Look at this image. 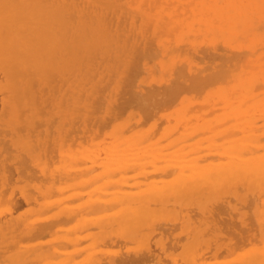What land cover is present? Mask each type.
I'll return each instance as SVG.
<instances>
[{"label":"rangeland","instance_id":"rangeland-1","mask_svg":"<svg viewBox=\"0 0 264 264\" xmlns=\"http://www.w3.org/2000/svg\"><path fill=\"white\" fill-rule=\"evenodd\" d=\"M98 1V2H97ZM118 1V2H117ZM124 1L127 3V2H129V3H127L128 5H126V3L124 4ZM223 1V2H222ZM227 0H193V1H190V0H178V1H170V3H172L173 2V4H170L168 1H161V2H163V4L161 3L160 4V6H156L155 8H153L152 7V5H150V4H145V6H143V5H140L139 4V2L138 1H133L135 4H133V2L132 1H126V0H113V1H109L110 2V4H109V9H110V11H113L114 12V9L116 8V6H117V10H115V11H117V13L115 14V12H114V14H115V16H114V14H113V12H111L110 14H112V15H110V19L112 20V21H110V26H111V30H113V32H115L113 35H114V39H116V40H114L115 42H114V44L116 45V44H120V40H122V41H124V40H126L127 38L129 39L131 36H130V34H128V33H131V35H132V37H131V39L132 40H126V41H124V43L123 42H121L122 44H120L121 46L119 47V46H117L116 45V47H114L115 45L113 44V47L115 48H112L114 51H111V54L114 56V59L116 60H114V63H113V56L110 54V57L112 58L111 59V61H108L109 63H107V66H108V71L106 70V68H104V66H105V63L103 62V64L101 65V63L100 64H96V69H99L100 67H102V72H101V74L99 73V71H101V69L99 70V71H97L98 72V74L99 75H97L98 77H96V80L94 79V81L95 82H93L94 84H92L93 86L91 87L90 85H91V83H92V81L93 80H91V81H88V80H86L85 78V81H84V83L82 82L83 80V77L80 79V81H79V86L78 85H76V86H74L75 87V89L78 91V94L79 95H77V97H79L80 98V100H78L79 98H76V96L73 98V99H71V97H69V95H68V97H67V95H64L67 99H65V97H64V99H63V95H58V93L56 94V92H52V94L55 96V99H54V103L53 104H51L52 105V107H51V105H50V103L52 102L51 100H53V98H54V96H52L51 97V93L49 94V98L48 97H46V99H48L46 102H45V104L44 103H41L42 105H41V107L43 106L45 109H46V112H44V113H42V111L44 110V108H41L40 107V103H38L39 104V107L40 108H38V105H37V111L36 112H34V114L36 113V115H38L39 113H40V110H41V113L45 116H43L42 114H39V116L40 117H38V116H36V115H33V113L32 114H29L28 113V116L30 115V116H34V118H35V116H36V119H34L33 121H32V123H29V131H27L28 130V127L27 128H24V126H28L26 123V120H25V118H27V116L25 117V118H21L24 114H22V113H20L21 115H20V118H19V120H18V117L16 118L15 116H6V115H2L3 113H2V106H0L1 107V111H0V116H2L1 118H0V124H3V125H0V133H1V135H0V158H1V162H0V172H1V167H4V169L2 170V175L4 176V177H2V175L0 174V193H1V196H0V226L2 227V225H3V223H4V225H5V223H6V225L4 226L3 225V227H6V229H4V233H3V231H1L2 229H3V227H2V229H1V227H0V232L2 233H0V264H47L48 262L47 261H49L50 263L49 264H59V262H61L62 260V262L61 263H63L64 262V260L65 259H63V258H66V256H67V263L66 262H64V264H68V263H70V262H72L74 259V261L72 262V263H74V264H78V263H80L81 264V260H83V264L85 263V264H87V263H89L90 261H92L91 259L92 258H94V259H96V260H94L93 259V262H92V264H123V263H125V264H233V263H235V261L237 262V260H238V258H239V260L241 261V254L243 255V253H244V255L246 254V253H248V254H250L249 253V251H251L252 253H251V257L249 256L248 257V259L249 258H254V256H256V255H258L257 253V251H256V249L258 250H260V253H261V256H262V254H263V250L262 249H264V222H263V217H264V185H261V186H258L257 184H259V183H261L262 184V181L261 182H258L257 184H256V182H255V185H251V183H249V184H247L248 182H250L249 180L247 181V178H244V177H239V178H232V177H229V179L227 180H223V181H218V184L216 185L215 183H211V184H208V183H210V182H208L207 180H202V181H205V183L204 184H200V183H202V181L200 182V183H198V181H197V183L198 184H200L201 185V187L199 188V189H197V190H194V188L192 189L191 188V190L192 191H184L185 193H181V195H179V194H177V192H175L174 193V187L175 186H177L176 185V182L177 183H179L180 184V182L181 181H179V180H181V179H183V177H186L185 175H187V177H190V175L191 174H188L189 172H191V170H194L193 171V174L194 175H196V177H193L192 175H191V178L193 177V180H195L194 178H199V181H200V177L198 176L197 177V173L200 171V170H202V171H205V170H207L205 167H207V168H209L208 166H205V165H207L205 162H208V160H209V163H208V165L210 166L212 163H213V165H218L219 163H229V162H231V160H233V159H231V156H229L228 157V155L227 156H224V154H220V152L219 151H221V153H223L222 151H226L225 149H227V148H229V144L231 143H233V141H234V143H237V141H238V143H242V145H245V147L246 148H250L251 147V145H253V143L251 142L252 141V139L254 138L255 139V141H254V147H251V149L252 150H254V151H252V150H250V151H245V154H244V152L242 153V154H240V156H243L244 158H245V160H247V159H249L250 157H264V153H262V151L264 152V145L263 144H261V143H264L263 141H264V114H263V112H264V88H260L259 90H260V92L258 91V90H255V87H256V89H258V87H262V86H264V65L262 66V64L264 63V62H262V61H264L263 59L261 60V58L262 57H264V25H263V22H264V20H259V19H255L254 21H251V22H253V23H255L256 24V26L254 27V29H252V30H249L248 32H245V34L244 35H240V33L239 32H236V31H240V27H236V25H238L241 21L239 20L240 19V17L241 16H237L238 14H234L235 12H233V10L232 11H229V10H231L232 8L229 6V3L231 2L230 0H228L227 2H226ZM240 1H242V0H240ZM250 1H252V0H250ZM250 1H243V3H245V4H248V3H251ZM254 1H257V0H254ZM78 2H82V1H78ZM83 2H85V3H88V2H94V4H95V9H99V8H101L102 7V5L104 4L103 3V1L102 0H92V1H83ZM138 2V3H137ZM116 3H118V4H116ZM215 3V4H214ZM113 4V5H112ZM114 4H116V5H114ZM119 4H121V5H119ZM185 4H187V5H185ZM190 4V5H189ZM217 4V5H216ZM252 4V3H251ZM96 5H97V7H96ZM221 5V6H220ZM112 6H114V7H112ZM128 6V7H127ZM150 6V7H149ZM187 6V7H186ZM213 6H217V8H221L222 7V10L226 7V9H228V11H229V15H227V16H229V17H233V19L232 20H227V21H219V20H217V19H215V18H213V16L212 17H209L208 19L210 20V19H213V21H211V23L209 22V23H202L203 22V20H204V15H205V13H208V10L210 9V8H212ZM112 7V8H111ZM123 7V8H122ZM137 7V8H136ZM147 7H149V8H147ZM122 8V9H121ZM141 8H142V10H141ZM149 9V10H147V9ZM153 8V9H152ZM161 8V9H160ZM168 8V9H167ZM170 8V9H169ZM197 8V9H196ZM201 8V9H200ZM118 9H120L119 11H118ZM127 9V10H126ZM137 9V10H136ZM151 9H152V11L153 12H149V11H151ZM165 9V10H164ZM166 9H167V11H166ZM196 9V10H195ZM252 9H253V7H252ZM133 10V11H132ZM136 10V11H135ZM168 10H169V12H168ZM125 13H124V12ZM128 11H130V13L132 12V15L131 14H129L128 13ZM135 11V13L136 14H138V16H137V18L135 17L136 16V14L135 13H133ZM146 11H148L147 12V14L146 15H148V16H150L152 19H163V21H167V22H169V21H171V20H173V21H176L177 23H179L180 24V22H181V26L179 25L178 26V32L176 33V31L174 32V33H170V34H173L172 36H170L169 34L168 35H166V34H164V35H166V36H163L162 37V35L163 34H153V33H151V31L149 32L148 30H146L145 28H147V29H150V28H148V26H146V24H144L143 22H142V16L144 17V13H146ZM156 11V12H155ZM225 11V10H224ZM157 12H158V14L159 15H157ZM162 12V13H161ZM164 12H166V14L164 13ZM205 12V13H204ZM121 13L123 14V15H121ZM117 14H119L118 16L119 17H117ZM127 14V15H126ZM134 14V15H133ZM169 14V15H168ZM175 14L176 15H180V16H175ZM204 14V15H203ZM164 15V16H163ZM189 15V16H188ZM198 15V16H197ZM232 15V16H231ZM113 16V17H112ZM123 16V17H122ZM133 16V17H132ZM167 16V17H166ZM122 17V18H121ZM128 17H129V19H128ZM139 17V18H138ZM165 17L167 18V19H165ZM180 17V18H179ZM113 18V19H112ZM119 18V19H118ZM127 18V19H126ZM131 18V19H130ZM133 18H135V19H133ZM170 18H171V20H170ZM176 18L178 19L179 18V20H176ZM196 18V19H195ZM116 21H115V20ZM122 19H124V22H125V25L123 24L122 25V23H123V20ZM202 19V20H201ZM120 20H122L121 22H120ZM184 21V22H182V21ZM200 20V21H199ZM115 21V23H114V25H113V22ZM134 21V22H133ZM140 21H141V23H140ZM198 21H199V23H198ZM219 23H217V22ZM112 22V23H111ZM186 22H187V24H186ZM190 22V23H189ZM193 24H192V23ZM213 22V23H212ZM214 22H216V23H214ZM226 22V23H225ZM231 22V23H230ZM120 23V24H119ZM137 23H139L138 25H137ZM185 23V24H184ZM197 23V24H196ZM116 24H118V25H116ZM133 24H135V25H133ZM141 24V25H140ZM202 24V25H201ZM226 24H227V26H226ZM121 25V26H120ZM128 25V26H127ZM140 25V26H139ZM183 25H185V27L183 26ZM191 25V26H190ZM196 27H195V26ZM198 25V26H197ZM221 25H224V26H226L227 28H225L224 26H221ZM112 26H114V28L112 29ZM120 27V28H122V29H124L123 31H122V29H120V28H118L117 30H115L116 29V27ZM124 26H125V28H124ZM187 26V27H186ZM205 26V27H204ZM219 26H220V28H219ZM137 27H142L140 30H139V28L137 29ZM225 28V29H222V28ZM232 28V29H230V28ZM131 28H132V30H131ZM143 28L145 29L144 30V33H143ZM195 28H196V30L197 31H195ZM217 28H219V29H217ZM229 28V29H228ZM120 29V30H119ZM185 29H186V31H185ZM187 29H189V30H187ZM117 31H119L118 33H117ZM133 31V32H132ZM146 31H147V33H146ZM212 31V32H211ZM231 31L232 32H234V33H231ZM140 32V33H139ZM201 32V33H200ZM127 33V34H126ZM133 33V34H132ZM136 33H138V34H136ZM143 33V34H142ZM149 33H150V36H151V41H152V39L154 40V38L156 37V40H154V41H148V40H150L149 38H150V36H149ZM194 33V34H193ZM118 34H119V37L121 38H119L118 37ZM120 34H121V36H120ZM134 34H135V38H134ZM140 34H142V35H140ZM147 34V35H146ZM190 34V35H189ZM201 34V35H200ZM221 34V35H220ZM124 37H123V36ZM127 35H129V36H127ZM143 35H146V36H144L143 37ZM156 35V36H155ZM176 35H177V37H176ZM181 35H182V37H181ZM206 35H207V37H206ZM147 36H149V38L147 37ZM158 36V37H157ZM169 36H170V38H169ZM127 37V38H126ZM139 37H140V39H139ZM174 37H175V39H174ZM180 37V38H179ZM249 37V38H248ZM126 38V39H125ZM147 38V39H146ZM161 38V39H160ZM176 38H179V39H176ZM191 38H193V39H191ZM210 38V39H209ZM225 38V39H224ZM124 39V40H123ZM138 39H139V41H138ZM145 39V40H144ZM160 39V40H159ZM169 39V40H168ZM172 39V40H171ZM200 39V40H199ZM207 39V40H206ZM220 40V41H218V40ZM249 39H250V41H249ZM119 42H118V41ZM145 42H144V41ZM177 40V41H176ZM205 40V41H204ZM226 40V41H225ZM230 40V41H229ZM248 40V41H247ZM118 43H117V42ZM130 41V45L129 44H127L128 42ZM134 41V42H133ZM137 41V42H136ZM141 41H142V44L144 45H141V46H138V47H141V51L142 52H139V50H140V48H138L137 47V45H140L141 44ZM147 41V42H146ZM172 41H174V42H172ZM204 41V42H203ZM223 41V42H222ZM237 41V42H236ZM247 41V42H246ZM149 42V43H148ZM150 42H151V44L153 45V46H151V44H150ZM160 42V43H159ZM162 42V43H161ZM167 42V43H166ZM182 42V43H181ZM187 42V43H186ZM192 42V43H191ZM201 42V43H200ZM216 42V43H215ZM226 42V43H225ZM236 42V43H235ZM204 43V44H203ZM221 43V44H220ZM225 43V44H224ZM228 43V44H227ZM259 43H260V45H259ZM123 44H124V46L126 45V47L124 48V49H126L127 47L130 49V52H132V53H130L129 52V49L127 50H125L126 51V53L128 54V55H130V57H128L127 58V54H122V53H124V49L122 48V46H123ZM131 44H132V46H131ZM134 44V45H133ZM164 44V45H163ZM174 44H176V47L177 48H175V45ZM212 44V45H211ZM247 44V45H246ZM249 44V45H248ZM156 45V46H155ZM163 45V46H162ZM167 45V46H166ZM169 45H171V46H169ZM178 45H180L181 47L180 48H178L179 46ZM183 45V46H182ZM191 45H192V47H191ZM196 45H197V47H196ZM199 45V46H198ZM203 45V46H202ZM211 45V46H210ZM225 47H224V46ZM231 45V46H230ZM237 45V46H236ZM258 47H257V46ZM123 46V47H124ZM129 46H131V47H133V48H135V49H133V48H131V47H129ZM150 46V48H148ZM186 46V49L184 48ZM188 46V47H187ZM190 46V47H189ZM207 48H206V47ZM216 46V47H215ZM220 48H219V47ZM229 46V47H228ZM239 46V47H238ZM261 46V47H260ZM142 47H144L143 49H142ZM154 47H158V49L157 48H155V50H157V51H155L154 50ZM160 47V48H159ZM164 47H166V48H164ZM172 47H174V48H172ZM209 47H211L210 48V50L208 49ZM214 47H215V49H214ZM218 47V48H217ZM242 47V48H241ZM247 47V48H246ZM119 48H122L123 50H122V52H121V50H120V52H119ZM152 48H153V50H152ZM163 48V49H162ZM169 48V49H168ZM170 48H172V50L170 49ZM187 48H188V50H187ZM194 48V49H193ZM203 48H206L207 50H205V53L207 52V54H204L203 52H204V49ZM225 48H227V49H225ZM231 48V49H230ZM244 48H246V49H244ZM259 48V49H258ZM116 49H118L117 51H116ZM131 49H133V50H131ZM139 49V50H138ZM147 49H149V50H147ZM151 49V50H150ZM190 49V50H189ZM198 49V50H197ZM200 49H202L201 51H200ZM214 51H213V50ZM220 49V50H219ZM250 49V50H249ZM138 51V52H133V51ZM144 50V51H143ZM145 50H147V52L145 51ZM160 50V51H159ZM166 50V51H165ZM177 50V51H176ZM179 50V51H178ZM186 50V51H185ZM212 50V51H211ZM218 50V51H217ZM231 50V51H230ZM242 50V51H241ZM151 51V52H150ZM153 51V52H152ZM155 51V52H154ZM164 51V52H163ZM190 51H192V52H190ZM193 51H196L195 53L193 52ZM216 51V52H215ZM228 51H230V52H228ZM250 52L251 54H253V55H255V56H251V54L250 53H244V52ZM256 51V52H255ZM113 52H116V54L118 55V57H116L117 55L115 54V53H113ZM144 52V53H143ZM148 52H149V55H150V53L152 54V56L150 55L149 56V58H147L146 59V57L145 58H143L145 55V53H147L148 54ZM176 52V53H175ZM186 52V53H185ZM188 52V53H187ZM199 52V53H198ZM212 52V53H211ZM213 52L215 53V54H213ZM218 52H219V54H220V52H221V56L223 55H225L223 58L221 57V56H218L219 54H218ZM234 52H240V54H242V52L244 53V54H247V55H249L250 54V56L248 57V56H246L245 55V59H246V57H248V60H250L249 62H248V60H246L247 62H244V63H242V62H237V61H232L231 60V54H233ZM130 53V54H129ZM138 53V54H137ZM143 53V54H142ZM170 53H172V54H170ZM175 53V54H174ZM182 53V54H181ZM185 53V54H184ZM192 53L193 54H195V55H192ZM198 53V54H197ZM209 53V54H208ZM226 53H228V54H226ZM259 53H261V54H259ZM134 54V55H133ZM136 54H137V56L138 55H143V60H142V58H141V55H140V57L138 56V59H137V57H136ZM153 54H155L154 56H153ZM158 56H157V55ZM165 54V55H164ZM184 54V55H183ZM189 54H191V56L189 55ZM201 54V55H200ZM217 54V55H216ZM237 54H239V53H237ZM263 54V55H262ZM121 55H122V58L124 59V63L123 62H117V61H119L120 60V57H121ZM168 55H170V56H168ZM226 55H227V59L228 60H226V62L225 63H227V64H225L226 66V68H229V71L228 70H226V69H222L221 67H223L224 68V58L226 57ZM234 55H235V53H234ZM259 55V56H258ZM166 56V57H165ZM172 56V57H171ZM178 56V57H177ZM185 57V58H183V57ZM194 56V57H193ZM197 56V57H196ZM202 56H204V57H202ZM230 56V57H229ZM236 56V55H235ZM118 59H116V58ZM132 57V58H131ZM191 57V58H190ZM199 57H200V60L203 58V62L205 63V65H204V63H202V62H200V60H199ZM202 57V58H201ZM252 57V59H250ZM125 58H126V60L128 59H132L133 61H132V63L133 62H135V63H133V64H135L134 66H132V65H130V64H127V63H125ZM133 58H136V60L137 61H135V59H133ZM154 58V59H153ZM163 58H165V59H163ZM169 58H170V60H169ZM179 58V59H178ZM183 58V59H182ZM186 58H190L188 61H187V59ZM198 58V59H197ZM222 58V60H220ZM254 58V59H253ZM257 60H256V59ZM168 59V60H167ZM182 59V60H181ZM191 59H193V60H191ZM230 59V60H229ZM260 59V60H259ZM110 60V59H109ZM150 60H151V62H150ZM165 60V61H164ZM167 60V61H166ZM205 60V61H204ZM208 60L210 61V62H208ZM215 60V61H214ZM253 60V61H252ZM256 60V61H255ZM259 60V61H258ZM98 61H101L100 60V58L98 59ZM97 61V62H98ZM121 61H122V59H121ZM142 61V62H141ZM192 61H194V62H192ZM197 61V62H196ZM214 63H213V62ZM220 61V62H219ZM222 61H223V63H222ZM229 61V62H228ZM230 61H231V63H230ZM243 61V60H242ZM258 61V62H257ZM110 62H111V64H110ZM137 62H139V63H137ZM176 62V63H175ZM182 62H183V64H182ZM200 62V63H199ZM207 62V63H206ZM252 62H255L256 63V67H260V66H258V65H261V67H260V69L257 71L256 69V67L255 68H253L254 66H251L252 64ZM118 63V64H117ZM123 63V64H122ZM141 63V64H140ZM164 63L166 64V65H164ZM186 63V64H185ZM191 63V64H190ZM211 63V64H210ZM212 63H213V65H212ZM216 63V64H215ZM219 63H222V66L221 65H219ZM235 63V64H234ZM237 63L239 64V65H237ZM246 63H248V65L246 64ZM249 63H250V65H249ZM254 63V64H255ZM257 63H259V64H257ZM125 64V65H124ZM139 65V66H136V65ZM178 66H177V65ZM185 64V65H184ZM195 64V65H194ZM198 64V65H197ZM207 64L209 65L208 67H206L207 66ZM217 64L219 65V66H217ZM230 64H234L235 66H233V68H231V66L232 65H230ZM241 64V65H240ZM247 65V66H245L244 67V65ZM253 64V65H254ZM99 65H100V67H99ZM104 65V66H103ZM125 67H124V66ZM152 65V66H151ZM174 65V66H173ZM180 65V66H179ZM181 65H183L182 66V69H183V67L184 66H186V67H184V69H185V73H184V75H185V78H184V81L183 82H185L186 80H188V83H190L191 82V80L189 79L190 77H191V75L193 74H195V73H199V70H201L202 69V67H204V69L202 70V72H200V73H202V75L203 76H209V75H213V74H215V73H225V79H224V81H226V80H229L228 81V83L227 82H225V84L227 83V85H229V87L226 85V87H225V84H223L224 82H223V80H221V81H219L218 83H217V85H218V87H217V85L215 84V83H213V84H211V85H213V86H210V84L209 85H207V88L205 87V89H206V92H204V89H199V90H196V92H194L193 90H192V92L190 91H186L185 93H181L180 94V97H178V99H177V101L175 100L172 104V106H170V105H167L166 107L165 106H163V108L161 107V109H163V110H161V109H159V108H157L156 107V104L154 103V102H152V100H151V98L149 97V95L148 94H150V93H148L149 92V90H152L153 91V89H155V90H158L159 91V93H161V91H165L166 92V90H168V88H170L171 86L170 85H173L174 83H173V81H175L176 80V78H177V75H178V71L180 72L181 70V68L180 69H177V68H179V67H181ZM111 66H113L112 68H111ZM122 66V67H121ZM131 66H132V68H131ZM196 66V67H195ZM238 66H239V70H237L238 69ZM248 66H250V67H248ZM134 67V68H133ZM194 67V68H193ZM198 67H199V69H198ZM212 67V68H211ZM217 67H218V69H217ZM235 67H237L236 68V70L237 71H232L233 69H235ZM243 67V68H242ZM247 67H248V69H249V71H250V69H251V73L248 71V69H247ZM128 68V69H127ZM131 68V69H130ZM170 68V69H169ZM187 68V69H186ZM190 68V69H189ZM196 68V69H195ZM213 70V73H212V70ZM244 68H246L247 69V71H248V73H247V71H246V69H244ZM104 69V70H103ZM111 69V70H110ZM125 69H127V71L125 70ZM175 69V70H174ZM198 69V70H197ZM232 69V70H231ZM253 69H255V71L253 70ZM106 70V71H105ZM133 70V71H132ZM173 70V71H172ZM178 70V71H177ZM190 70H192V71H190ZM195 70V71H194ZM216 70H218V71H216ZM226 70V71H225ZM245 72H244V71ZM106 73H105V72ZM129 71H131L130 73H129ZM177 71V72H176ZM194 71V72H193ZM215 71V72H214ZM228 71V72H227ZM241 72L240 73V76H236V78L234 77V75L237 73V74H239V72ZM254 71V72H253ZM97 72H96V74H97ZM127 72V73H126ZM164 72H166V73H164ZM168 72H170L169 74H168ZM176 72V73H175ZM184 72V71H183ZM205 72V73H204ZM243 72H244V76H242L243 75ZM261 72V73H260ZM138 73V74H137ZM181 74H183L182 72H180ZM188 75H187V74ZM199 73V74H200ZM227 73H229L228 75L230 76V78H231V81L232 82H230V78H229V76L227 77L226 76V74ZM234 73V74H233ZM250 73V74H249ZM255 73V74H254ZM104 74V75H103ZM110 74V75H109ZM129 74V75H128ZM191 74V75H190ZM198 74V75H199ZM232 74V75H231ZM248 74H249V77H247L248 76ZM260 74V75H259ZM263 74V75H262ZM102 75L104 76V77H102ZM180 75V74H179ZM179 75H178V77H179ZM183 75V76H184ZM196 75V74H195ZM201 75V74H200ZM199 75V76H200ZM247 75V76H246ZM113 76V77H112ZM160 76V77H159ZM189 77V78H187V77ZM232 76V77H231ZM110 77V78H109ZM123 77V78H122ZM129 77H131V78H129ZM135 78V79H133V78ZM100 78L103 80V78H104V80L105 81H103L102 82V80H101V82L99 83V81H100ZM105 78H107V79H105ZM192 78V77H191ZM229 78V79H228ZM255 78V79H254ZM109 79H111V81L109 80ZM113 79V80H112ZM127 80V82H126V80ZM171 79V80H170ZM233 79V80H232ZM234 79L236 80V82L234 81ZM238 79V80H237ZM252 79V80H251ZM82 80V81H81ZM107 80H108V82H109V84H107L108 82H107ZM177 80H183V78L182 79H179V78H177ZM249 80V81H248ZM259 80V81H258ZM261 80V81H260ZM124 81H125V83H124ZM234 81V82H233ZM238 81V82H237ZM240 81V82H239ZM49 82H52V81H49ZM89 82L90 83V85L89 84H87V83ZM119 82V83H118ZM129 82V84H128V86H126L127 85V83ZM135 82V83H134ZM230 82V83H229ZM242 82V83H241ZM259 82V83H258ZM0 83H3V80H2V78H0ZM81 83H83V84H81ZM96 83V84H95ZM162 83V84H161ZM238 83V84H237ZM245 83V84H244ZM247 83V84H246ZM257 83V84H256ZM81 84V85H80ZM87 84V85H86ZM111 84V85H110ZM215 84V85H214ZM244 84V85H243ZM251 84V85H250ZM84 85H86V86H84ZM95 85H96V88H95ZM99 85V86H98ZM104 85H106V86H108V87H106L105 88V86ZM133 87H136V88H132V86ZM159 85V86H158ZM237 85V86H236ZM247 85H249V86H247ZM256 85V86H255ZM259 85V86H258ZM79 88H78V87ZM89 86H90V88H89ZM98 86V87H97ZM118 86V87H117ZM168 88H167V87ZM210 86V87H209ZM230 86H232V87H230ZM233 86H236V87H233ZM251 86V87H250ZM254 86V87H253ZM258 86V87H257ZM37 87H39V86H36V88ZM77 87V88H76ZM94 87V88H93ZM110 87V90H107L108 88ZM123 87H125L124 89H123ZM140 87V88H139ZM151 87V88H150ZM249 89H251V90H253V91H251V90H249ZM84 88V89H83ZM88 88V92L86 91V89ZM127 88H128V90H127ZM130 88H132V89H130ZM210 88H211V90H210ZM223 88V89H222ZM244 88V89H243ZM67 90L69 89V87H67L66 88ZM101 89H102V92H101ZM106 89V90H105ZM129 89H130V91H129ZM163 89V90H162ZM236 89H238L237 91H234V90H236ZM82 90H84V92H85V94H84V92L82 93ZM93 90H95V93H97V94H94V91ZM104 90L106 91V92H104ZM123 90V91H122ZM132 90H134V91H132ZM219 90H221L222 91V93H221V91H219ZM227 90V91H226ZM132 91V92H131ZM200 91H203L202 93H200ZM218 91V92H217ZM234 91V92H233ZM250 91L253 93V94H251L250 93ZM100 92V93H99ZM146 92V93H145ZM151 92V91H150ZM164 92V93H165ZM233 94H232V93ZM244 92V93H243ZM248 92V93H247ZM66 93H68V92H66ZM70 93V92H69ZM91 93V94H90ZM93 93V94H92ZM105 93V94H104ZM109 93V94H108ZM113 93V94H112ZM118 93V94H117ZM131 93V94H130ZM230 93V94H229ZM234 93H235V95H234ZM238 93V94H237ZM84 94V97L82 96ZM102 94V95H101ZM109 95V96H107V95ZM130 94V95H129ZM201 94V95H200ZM242 94V95H241ZM245 94V95H244ZM249 94H251V96L249 95ZM257 94V96H255ZM262 95V96H259V95ZM88 95V96H87ZM90 95L93 97H91V100L89 99V97H90ZM105 95V96H104ZM118 95V96H117ZM134 96L135 95V97H137V99L135 98V101H134V97H132V96ZM161 95V94H160ZM162 97L163 98H165L164 96V94H163V92H162ZM239 95V96H238ZM61 97L62 99H60L59 97ZM71 96V95H70ZM87 96V97H86ZM101 96V97H100ZM132 97V98H130V97ZM233 96V97H232ZM236 96H238V98L236 97ZM242 97L241 99L239 98V97ZM253 96L255 97V98H253ZM56 97L57 98H59V99H56ZM123 97V98H122ZM190 97L192 98V100L190 101ZM198 97H200V98H198ZM230 97L232 98V99H230ZM237 98V99H235V98ZM263 98V99H261V100H259V98ZM50 98H51V100H50ZM82 98V99H81ZM83 98H84V100H83ZM88 100H90V103L88 102V101H85L86 99ZM119 98H120V100H119ZM139 98V99H138ZM141 98V99H140ZM217 98V99H216ZM225 98H226V100H225ZM248 98H250V99H252L251 100V105H250V103L248 102V101H250ZM0 99H1V95H0ZM45 99V100H46ZM69 99V102L67 101ZM72 101H71V100ZM126 99V100H125ZM142 99H144V101H145V103H147L148 104V106L149 107H146V109H147V111L149 112V110L150 109H152L151 111H153L152 113L153 114H151L150 113V115H149V113L147 114L145 111H143V110H141V107H142V109H143V106H142V104H143V100ZM195 99V100H194ZM200 101H199V100ZM212 99H213V101H212ZM215 99H216V101H215ZM219 99V100H218ZM234 99V100H233ZM240 99V100H239ZM244 99H246V101L245 102H248V103H246V105L245 106H243L244 105ZM256 99H258V100H256ZM55 100H57L56 102H58L57 104H55L56 102H55ZM62 100V101H61ZM64 100H66V104H67V102L68 103H70L71 105L70 106H68L69 104H64V105H62L63 104V102H64ZM75 100V101H74ZM101 102H100V101ZM131 100V101H130ZM139 100V101H138ZM188 100L190 101V102H193V104L191 103V106H189L190 105V102H188ZM228 100H231V101H228ZM237 100V101H236ZM254 100H256V101H254ZM50 101V102H49ZM61 101V102H60ZM74 101V102H73ZM93 101V102H92ZM100 102V103H97V102ZM122 103H121V102ZM124 101V102H123ZM136 101H138V103H136ZM142 101V102H141ZM187 101V102H186ZM195 101V102H194ZM205 101L208 103V105H206V104H204L205 103ZM219 103H218V102ZM49 102V103H48ZM227 102V103H226ZM241 102H242V104H241ZM0 103H1V100H0ZM76 104V106H74L75 104ZM120 103V104H119ZM149 103H151V104H149ZM203 103V104H202ZM223 103H226V104H223ZM49 104V105H48ZM87 104V105H86ZM138 104V105H137ZM198 104H201L200 106L202 107L203 105H205V107L206 108H208V106H211V107H214V109L216 110V111H214V113H213V115L211 114V115H205V114H210V112L212 111L213 112V109L211 108V107H209V109H204L203 107H202V110H200L199 111V105ZM210 104H213V105H210ZM216 104V105H215ZM217 104H220L219 106L221 107V105L223 104V106H224V108H223V110H219L220 109V107H217L218 105ZM1 105V104H0ZM48 105V106H47ZM54 105V106H53ZM65 105L69 108V107H71L70 109H68L67 107H66V110L63 108V111L66 113H64L63 111H61L62 110V108L61 107H65ZM197 105V107H195ZM236 105V106H235ZM250 105V106H249ZM61 106V107H60ZM112 106V107H111ZM118 106V107H117ZM168 106H170V107H168ZM188 106V107H187ZM193 106L195 107V109H194V111H196V112H194L193 110H192V112H191V107L193 108ZM222 106V107H223ZM234 106V107H233ZM240 106V107H239ZM248 106V107H247ZM47 107V108H46ZM51 107V108H50ZM74 107H76V108H74ZM82 109H80V108ZM99 107V108H98ZM100 107H102L101 109H100ZM134 107H135V109H134ZM152 107V108H151ZM156 107V108H155ZM182 107L184 108V110L182 109ZM221 107V108H222ZM232 107V108H231ZM260 107V108H259ZM51 109L52 111V113H50V110L49 109ZM54 108H55V110H54ZM148 108H149V110H148ZM155 108V109H154ZM179 110H178V109ZM181 108V109H180ZM211 108V109H210ZM230 108V109H229ZM239 108V109H238ZM48 109V110H47ZM79 109L81 110V111H79ZM175 109V110H174ZM204 109V110H203ZM233 109V110H232ZM70 110V111H69ZM75 110V111H74ZM95 110V111H94ZM97 110H99L98 112L99 113H97ZM156 110V111H155ZM208 110V111H207ZM224 110H225V112H224ZM228 110V111H227ZM237 110V111H236ZM240 110V111H239ZM250 110V111H249ZM47 111H48V114H50L51 115V117H50V115H49V117L51 118H48V117H46V116H48L46 113H47ZM57 111V113H56V115L53 117L52 116V114H53V112H56ZM130 111V112H129ZM186 111V112H185ZM188 111H190L191 112V114H192V116H191V114H189V112ZM203 111V112H202ZM205 111V112H204ZM221 111V112H220ZM222 111H223V113H222ZM58 112H60V113H58ZM80 112H81V115H80ZM101 112V113H100ZM154 112H155V114H154ZM185 112V113H184ZM203 114H202V113ZM235 112H239V114H237V115H235ZM243 112H244V114H243ZM248 112V113H247ZM250 112H251V114H250ZM2 113V114H1ZM38 113V114H37ZM69 113V116L67 115ZM72 113V114H71ZM74 113H75V115H74ZM79 113V114H78ZM89 113V114H88ZM130 113H132V115L130 114ZM133 113H134V117H132L133 116ZM157 113V114H156ZM166 113V114H165ZM179 113H181V114H183L182 116H181V114H179ZM186 113H188V114H186ZM220 113V114H219ZM241 113L243 114V115H241ZM259 113V114H258ZM60 114H61V116H60ZM71 114V115H70ZM96 114V115H95ZM145 114V115H144ZM216 114V115H215ZM226 114V115H225ZM235 115V117H234V119L233 120H231V121H233V122H231V121H229L230 123H228V120L229 119H232L233 118V116ZM59 117H58V116ZM149 115V116H148ZM153 115V116H152ZM168 115V116H167ZM171 115V116H170ZM176 115H178V118L176 117ZM180 115V116H179ZM198 115H200V117L198 116ZM215 115V116H214ZM230 115V117H228ZM25 116V115H24ZM43 118H42V117ZM78 116V117H77ZM79 116H81V117H79ZM106 116H108V117H106ZM120 116V117H119ZM183 116H187V117H192V119H194V120H192V119H189V118H187L186 119V117H185V119H184V117ZM211 116H213L212 118H211ZM222 116H223V118H222ZM227 116V117H226ZM250 116V117H249ZM3 117H5L4 119H2ZM10 117V118H9ZM12 117V118H11ZM69 117V118H68ZM89 117V118H88ZM111 117H112V119H111ZM116 117V119H114ZM140 117V118H139ZM167 117V118H166ZM181 117V119H179ZM183 117V118H182ZM199 117V119H197V118ZM207 118V120H206V118ZM210 119H209V118ZM248 117V118H247ZM263 117V118H262ZM14 118V119H13ZM30 118V117H29ZM42 118V122L40 121V123H38L36 120H38V119H41ZM60 118H63V119H60ZM76 120H79V121H76ZM79 118V119H78ZM93 118V119H92ZM111 120H110V119ZM177 118V119H176ZM205 118V119H204ZM222 120H221V119ZM228 120H227V119ZM238 118V119H237ZM247 118V119H246ZM259 118V119H258ZM10 119V120H9ZM50 119V120H49ZM52 119L54 120H57V121H52ZM59 119L61 120V121H59ZM131 119V120H130ZM153 119V120H152ZM212 119V120H211ZM215 119V120H214ZM224 119V120H223ZM244 119V120H243ZM257 119H258V121H259V123H261V124H257ZM13 120V121H12ZM21 120H25L24 122H26V123H24L23 121H22V124H21ZM46 120L49 122H46ZM73 120H75V122L73 121ZM145 120V121H144ZM151 120V121H150ZM180 120H181V122H180ZM185 121L184 123H182L183 121ZM203 120V121H202ZM205 120V121H204ZM211 120V121H210ZM238 120H240V121H238ZM263 120V121H262ZM36 121V122H35ZM44 121V122H43ZM54 122V123H52V122ZM91 121V122H90ZM116 121V122H115ZM173 121V122H172ZM190 121V122H189ZM207 121H210L211 122V124H212V121L213 122H215L214 124H209L210 122H207ZM222 121H225L224 123L225 124H223L224 125V128L223 129H221L220 130V124L221 123H223ZM235 121V122H234ZM238 121V122H237ZM1 122H4V123H1ZM15 123V122H17L18 124L20 123V125H18L17 123V125L16 124H14V128H13V124L12 123ZM62 122V124H60ZM122 122V123H121ZM127 122V123H126ZM174 122H176L175 123V126H173V124H174ZM196 122V123H195ZM248 122V123H247ZM249 122H250V124L251 123H254V124H252V125H250L249 124ZM256 122V123H255ZM9 123V124H8ZM23 123H24V125H23ZM44 123H46V125L44 124ZM51 123V125H49ZM56 123V124H55ZM78 123V124H77ZM104 123V124H103ZM125 123H126V125H125ZM141 123V124H140ZM177 123H179L178 125H176ZM182 123V124H181ZM204 125H203V124ZM216 123L217 124H219V125H217L218 127H215V125H216ZM228 123V124H227ZM262 123H263V125H262ZM4 124L5 125H11V126H7V129H4L3 128V126H4ZM26 124V125H25ZM33 124V125H32ZM44 124V125H43ZM74 124V125H73ZM110 124V125H109ZM116 126H115V125ZM119 124H121V127H120V125ZM144 124V125H143ZM181 124V125H180ZM184 124V125H183ZM186 124H189L188 126H186ZM206 124V125H205ZM239 124V125H238ZM245 124V125H244ZM16 125V126H15ZM32 125V128L30 127ZM41 125H42V127H41ZM53 125V126H52ZM68 125V126H67ZM95 126V128H94V126ZM124 125V126H123ZM191 125V126H190ZM200 125V126H199ZM201 125H202V127H201ZM227 125H229L228 127H225V126H227ZM238 125V126H237ZM241 125V126H240ZM249 125H250V127H249ZM256 125V126H255ZM22 126H23V128H24V132L22 131ZM70 126V127H69ZM75 126V127H74ZM105 126V127H104ZM109 126V127H108ZM130 126V127H129ZM137 128H136V127ZM154 126V127H153ZM168 126H170V127H168ZM177 126V127H176ZM179 126L181 127V128H179ZM190 126V127H189ZM197 126V127H196ZM209 126H211V127H209ZM221 126H222V124H221ZM252 126H253V128H252ZM17 127V128H16ZM65 127V128H64ZM90 127V128H89ZM116 127H120V130H119V134L118 133H116V132H118V128H117V130H116ZM147 127V128H146ZM195 127V128H194ZM199 127V128H198ZM208 129H207V128ZM212 127H215V128H212ZM232 127L235 129L234 131L232 130ZM72 128V129H71ZM73 128H75V131H77V133H76V136H78V138H77V140H76V142H75V144H78L76 147H74V145H72V141H73V138H74V134H72V132H71V130L74 132V129ZM104 130H103V129ZM136 128V129H135ZM139 128V129H138ZM146 129V130H144V129ZM207 130H206V129ZM212 128V129H211ZM217 128H219V129H217ZM222 128V127H221ZM230 128V131L231 132H236V130L238 129V131H237V133H232V134H234V135H232V138H234V136L235 137H237V138H234V139H232V141L231 140H229L230 139V137H229V135L231 134V133H229V135H226L228 132H230L228 129ZM248 128V129H247ZM249 128H251V129H249ZM254 128H258V129H254ZM259 128H261V130L259 129ZM3 130V133H2V130ZM11 129H12V131H11ZM18 129V130H17ZM33 131H32V130ZM36 129H37V131H36ZM101 129V130H100ZM114 129V130H113ZM125 129L128 131V130H130V131H128V132H126L125 131ZM135 129V130H134ZM150 129H152L151 131H150ZM158 131H157V130ZM179 129H180V131H179ZM203 129V130H202ZM14 130H15V132H16V134L14 133ZM70 130V131H69ZM78 130H80V131H78ZM91 130V131H90ZM132 130V131H131ZM141 130V132L139 133V131ZM164 130H166V131H164ZM178 130V131H177ZM183 130H185L184 132H182ZM196 130H199V131H197L196 132ZM216 132H215V131ZM218 130V131H217ZM226 130V131H225ZM243 130H245V131H243ZM252 130V131H251ZM22 131V132H21ZM27 131V132H26ZM33 133H32V132ZM38 131H40V133L38 132ZM87 131H89V132H87ZM146 131H147V133H146ZM154 133H153V132ZM155 131H156V133H155ZM170 131V132H169ZM202 131V133L199 135V133ZM213 131V133L214 134H211L210 132H212ZM224 131H225V133H224ZM247 131V132H246ZM250 131H251V133H250ZM7 132V133H6ZM26 132V133H25ZM37 132V133H36ZM53 132V133H52ZM55 132V133H54ZM62 132H64L63 134H62ZM71 132V133H70ZM95 132V133H94ZM114 134H113V133ZM124 132V133H123ZM132 132H134V133H132ZM169 132V133H168ZM176 132V133H175ZM179 132V133H178ZM186 132V133H185ZM222 132V133H221ZM240 132V133H239ZM247 134H245V133ZM259 132V133H258ZM30 133V134H29ZM43 135H42V134ZM69 133V135H67ZM86 133V134H85ZM94 133V134H93ZM111 133V134H110ZM115 133H116V135H115ZM121 133H122V136H121ZM130 135H132V136H130ZM146 133V134H145ZM151 133H153V135L151 134ZM159 133V134H158ZM162 135H161V134ZM167 133L168 134H170V135H167ZM175 133V134H174ZM180 133H181V135H183V137H185V135H186V137L185 138H183L182 139V136L180 135ZM207 133H210V134H207ZM253 133H255V134H253ZM257 133V134H256ZM12 134V135H11ZM18 134H20L19 136H18ZM23 134L25 135V137L23 136ZM35 135V136H33V135ZM55 134V135H54ZM72 134V135H71ZM92 134V135H91ZM140 134V135H139ZM144 134V135H143ZM155 134V135H154ZM163 134H164V136H163ZM165 134H166V136H165ZM173 134V136L171 137V135ZM205 134H207V135H205ZM222 134V135H221ZM238 134V135H237ZM243 134H245V138L247 137H250V139H245V138H243L242 136H244ZM8 135V136H7ZM15 135V136H14ZM26 135H27V137H26ZM40 135V136H39ZM85 137H84V136ZM105 135V136H104ZM112 135V136H111ZM114 135V136H113ZM129 135V136H128ZM142 135V136H141ZM179 135V136H178ZM212 135V138L210 137ZM213 135H215V136H213ZM225 136L224 138L225 139H227V140H225V139H223V137L222 136ZM263 135V136H262ZM11 138H10V137ZM32 136V137H31ZM46 136H48V137H46ZM50 136V137H49ZM127 136V137H126ZM134 136V137H133ZM139 136V137H138ZM140 136H141V138H140ZM150 136V137H149ZM153 136H154V138H153ZM206 136V137H205ZM221 136V137H220ZM226 136L229 138H226ZM240 136V137H239ZM253 136V137H252ZM4 137V138H3ZM13 137V138H12ZM41 137V138H40ZM46 137V138H45ZM69 137V138H68ZM72 137V138H71ZM80 137V138H79ZM83 137V138H82ZM117 137V138H116ZM121 137H123V139L121 138ZM130 137V138H129ZM132 137V138H131ZM162 137H165V138H162ZM170 137V140L168 139ZM175 137V138H174ZM201 137H203V139H201ZM220 137V139H221V141H218L219 139H217V138H219ZM243 138V139H240V138ZM251 137H252V139H251ZM257 137V138H256ZM70 138H71V140H70ZM105 140H104V139ZM120 138H121V140H120ZM135 138V139H134ZM144 138V139H143ZM145 138H147V139H145ZM162 138V139H161ZM167 138V142H165L166 139ZM262 138V139H261ZM3 139H4V141H3ZM35 139V140H34ZM51 139V140H50ZM58 141H57V140ZM68 140V142H67V140ZM89 139V140H88ZM98 139V140H97ZM113 139V140H112ZM117 139H119L120 140V142H122V143H120L119 144V140H118V142H116L117 141ZM128 139V140H127ZM133 140V141H131V140ZM136 139H138V140H140V141H137ZM179 139V140H178ZM188 139H191V140H189L188 141ZM201 139V140H200ZM208 139V140H207ZM239 139H240V141H239ZM38 140H39V142H38ZM84 140H85V143H84ZM88 140V141H87ZM96 140V141H95ZM108 140V141H107ZM110 140V141H109ZM125 140H126V142H125ZM136 140V141H135ZM145 140V141H144ZM149 140H151L150 142H149ZM162 140H165V141H162ZM173 140V141H172ZM178 142H177V141ZM205 140V141H204ZM212 141V143L213 144H210V142L209 141ZM216 140V141H215ZM223 140V141H222ZM229 140V141H228ZM237 140V141H236ZM243 140H246V141H248L247 143H246V141L244 142ZM258 140V141H257ZM36 141V142H35ZM57 141V144L55 143ZM101 141V142H100ZM129 141H131V142H129ZM161 141V142H160ZM225 141V142H224ZM231 141V142H230ZM236 141V142H235ZM262 141V142H261ZM5 142V143H4ZM10 144H9V143ZM41 142V143H40ZM49 142L51 143V144H49ZM66 142V143H65ZM80 142V143H79ZM86 142H87V144H86ZM92 142H93V144H94V142L96 143V144H94L95 145V147H94V145L92 144ZM116 142V143H115ZM136 142V143H135ZM140 142H142L141 143V145H140ZM159 142V143H158ZM163 142V143H162ZM200 142H202V143H200ZM209 142V143H208ZM214 142H216V144H214ZM243 142H244V144H243ZM249 142H251V143H249ZM259 142H261L260 144L261 145H259ZM44 143V144H43ZM137 143H138V145H137ZM157 143L160 145V146H157ZM174 143L176 144L175 146H179L178 148H175V146H173L174 145ZM180 143V144H179ZM199 143V144H198ZM204 143H206V144H208V146L206 145V144H204ZM217 143H220V144H217ZM228 143V144H227ZM258 143V144H257ZM33 144L35 145L34 147H33ZM109 144V145H108ZM118 144V145H117ZM124 144H126V145H124ZM128 144V145H127ZM145 144V145H144ZM150 144V145H149ZM182 144H184V145H182ZM186 144V145H185ZM194 144L197 146V148L199 147V146H203V147H199L198 149H199V153L201 154H203V155H201L200 157H199V155L200 154H198L197 152H196V150L198 151V149H193V148H196L195 146H194ZM224 144V145H223ZM228 145L227 146V148H222V145L224 146V147H226L225 145ZM247 144V145H246ZM249 144H251V145H249ZM7 145V146H6ZM11 145V146H10ZM53 145V146H52ZM64 145H66V146H64ZM85 145V146H84ZM92 145V146H91ZM121 145H122V147H121ZM133 145H135V147H133ZM154 146V148H152L153 146ZM157 147H156V146ZM205 145V146H204ZM213 145V146H212ZM256 145V146H255ZM258 145V146H257ZM4 146H5V148H4ZM40 146H41V148H40ZM106 146V147H105ZM149 148H148V147ZM152 146V147H151ZM171 146H173V147H171ZM184 148H183V147ZM193 146V147H192ZM7 147V148H6ZM11 147V148H10ZM32 147H33V149H32ZM37 147V148H36ZM48 147H50V148H48ZM54 147V148H53ZM91 147V148H90ZM105 147V148H104ZM118 147H121V148H118ZM129 147V148H128ZM130 147H131V149H130ZM145 147V148H144ZM168 147L170 148L171 147V150L172 149H174L173 151H171V152H173V153H176V154H174L177 158H181L182 160H177L176 158H175V156L174 155H172V153H170V149H168ZM206 147H208V149L206 148ZM256 147V148H255ZM75 148V149H74ZM77 148V149H76ZM93 148V150H90V152H89V149H92ZM114 148V149H113ZM128 148V149H127ZM135 148V150H133ZM139 150H138V149ZM142 148H144V150H142ZM151 148V149H150ZM164 148V149H163ZM168 150H167V149ZM180 148V149H179ZM187 149V151L185 152L184 150H186ZM191 148V149H190ZM215 148V149H214ZM217 148V149H216ZM7 149V150H6ZM51 149V150H50ZM69 151V152H73L72 154H74V155H72L71 153H69L67 150ZM106 149V150H105ZM112 149V150H111ZM124 149V150H123ZM156 149V150H155ZM159 149V150H158ZM178 149V150H177ZM183 149V150H182ZM202 149L204 150V152L206 153L207 152V154H208V156H207V154H205L204 155V153L203 152H201L202 151ZM221 149V150H220ZM261 150V151H258V150ZM4 150V151H3ZM26 150H27V152H26ZM33 150V151H32ZM35 150H37V151H35ZM42 150V151H41ZM50 150V151H49ZM98 152H97V151ZM130 151V154H129V151ZM137 150V152H135ZM149 150H150V152H152L151 154H153L154 152H156V153H154L153 154V156H151L150 157V152H149ZM167 151L166 153L164 152V151ZM182 150V151H181ZM191 150V152H189ZM213 150H217L218 152H219V154H220V156H219V154L218 153H215V151H213ZM256 150L258 151V152H256ZM9 151V152H8ZM32 151V152H31ZM46 151V152H45ZM67 151V152H66ZM77 151V152H76ZM115 152V154H116V152H120V154H116V158L114 157L113 158V156H115V154L114 153H112V152ZM133 151V153H131ZM143 151V152H142ZM161 151H163V152H161ZM175 151V152H174ZM176 151H178V152H176ZM179 151H181V152H179ZM211 152V151H213V152H211V153H209V152ZM216 151V152H217ZM252 151V152H251ZM4 152V153H3ZM7 152V153H6ZM13 152V153H12ZM14 152H16V153H14ZM49 152H50V154H49ZM61 152H66V154L68 153V154H70L71 156L69 157V155L67 154H65L64 155V153L62 154ZM88 152V153H87ZM103 152V153H102ZM108 154H107V153ZM121 152H122V154H121ZM145 152L147 153L146 155H145ZM185 152V153H184ZM252 155H250L249 153ZM253 152H255V153H253ZM260 152V153H259ZM28 153V154H27ZM29 153H30V155H29ZM32 153V154H31ZM52 153V154H51ZM110 153V154H109ZM124 153V154H123ZM159 153V154H158ZM171 155H170V154ZM184 153V154H183ZM189 153L191 154V153H193V155L194 154H196V156H194V157H196V159L198 160H196L195 159V161L194 162H189L190 161V159L192 160V158L194 159V157H191V158H189L188 156H190L189 155ZM246 153H248L249 154V157H248V155L246 154ZM260 155V156H257L258 154ZM55 154V155H54ZM62 154V155H61ZM76 154V155H75ZM87 154V155H86ZM139 154V155H138ZM141 154H143V156L141 155ZM158 154V155H157ZM163 154H165V157H166V159H165V157H163L164 158V160L161 158H159L160 156L162 157L163 156ZM168 154H169V156H168ZM217 154V155H216ZM244 154V155H243ZM257 154V155H256ZM6 155H7V157H6ZM54 155V156H53ZM57 155V156H56ZM93 155V156H92ZM110 156V158H109V156ZM130 155V157H128ZM133 155H137L136 156V158L133 156ZM147 155H148V157H147ZM183 155H186L187 156V158L185 157V156H183ZM192 154H191V156H193ZM209 155H211L210 157H211V159H210V157H209ZM214 155H216V156H214ZM223 155V156H222ZM247 155V156H246ZM5 158H4V157ZM18 156V157H17ZM50 156H52V157H50ZM66 156V157H65ZM79 156V157H78ZM120 156V157H119ZM123 156H127V157H123ZM144 156H146V158L145 159H148L147 161H144ZM157 156H159L158 157V159H156L157 158ZM204 156V158H203V161H201L202 160V157ZM247 158H246V157ZM10 157V158H9ZM12 157V158H11ZM49 157V158H48ZM73 157V158H72ZM76 157H78V158H76ZM90 157V158H89ZM119 157V158H118ZM140 157V158H139ZM169 157H172V159H170ZM185 158V159H183V158ZM199 157V158H198ZM212 157H214L213 159H212ZM215 157L217 158V162L215 161ZM242 157V158H243ZM13 158H15V159H13ZM44 158V159H43ZM54 158H56V159H54ZM58 158V159H57ZM75 158V159H74ZM80 158V159H79ZM92 158V159H91ZM121 158V159H120ZM135 158V159H134ZM152 158H154V159H152ZM169 158V159H168ZM174 158H175V163L173 162L174 161ZM201 158V160H199ZM206 158H209V159H206ZM231 159V160H229V159ZM10 159V160H9ZM19 159V162L17 161ZM42 159V160H41ZM50 159H51V161H50ZM53 159V160H52ZM62 159V160H61ZM64 159H66V160H68V161H65ZM101 159V160H100ZM104 161H103V160ZM113 160V162L112 161H110L109 162V160ZM116 159V160H115ZM120 159V160H119ZM124 159V160H123ZM160 159V160H159ZM219 159L221 160V162L219 161ZM4 160H6V161H4ZM9 162H8V161ZM22 160V161H21ZM58 160V161H57ZM74 160H76V161H74ZM114 160L115 161H119L118 163L116 162H114ZM130 160V161H129ZM131 160H136V161H132L131 162ZM141 161V160H143V161H141L139 164H138V162L137 161ZM185 160V161H184ZM189 160V161H188ZM204 160H205V162H204ZM214 160V162H211V164H210V161H213ZM224 160V161H223ZM244 160V159H243ZM31 161V162H30ZM48 161V162H47ZM54 161H55V163H54ZM71 161V163H69ZM108 161V162H107ZM158 161H159V163H158ZM164 161V162H163ZM165 161H170V162H168V163H171V164H173L174 166H172L171 164H167ZM177 161H178V163H177ZM184 161V162H183ZM8 162V163H7ZM28 162V163H27ZM52 162V163H51ZM63 162V163H62ZM77 162V163H76ZM98 162H100V163H98ZM123 162V163H122ZM126 162V163H125ZM127 162H130L129 164L127 163ZM153 162V163H152ZM161 162V163H160ZM188 162V165L186 164ZM7 163V164H6ZM48 163V164H47ZM78 164V165H76V164ZM93 163V164H92ZM98 165H97V164ZM104 163H105V165H104ZM113 163V164H112ZM125 163V164H124ZM134 163V164H133ZM152 163V164H151ZM181 163H184V164H182L181 165ZM200 164V167H199V165H198V167H196L197 165L196 164ZM203 163V164H202ZM222 163V164H223ZM16 164V165H15ZM19 164V165H18ZM71 164V165H70ZM74 164V165H73ZM101 164V165H100ZM107 164V165H106ZM122 164V165H121ZM159 164H161V165H163L164 166V168H165V170H163V172L162 171H159V170H157V168H161L162 166L161 165H159ZM165 164V165H164ZM179 165V166H175V165ZM189 164H192V165H190L189 166ZM8 165V166H7ZM75 165H76V167H75ZM95 165H97V166H95ZM116 165H118V167L116 166ZM152 165V166H151ZM155 165V166H154ZM159 167H158V166ZM196 165V166H195ZM202 165H204L205 167L204 168H202L203 166ZM12 166V167H11ZM21 166V167H20ZM30 166H33V167H30ZM48 166H50V167H48ZM70 166V167H69ZM80 166V167H79ZM102 166H104V167H102ZM107 166V167H106ZM125 166L127 167L126 169L127 170H125ZM155 167V170H154V167ZM166 166V167H165ZM172 166V167H171ZM187 166H189L188 168H187V170H186V168H184L183 169V167H187ZM192 166V167H191ZM46 167V168H45ZM73 167V168H72ZM76 169H75V168ZM78 167H79V169H78ZM106 167V168H105ZM110 167H114V168H110ZM118 169H117V168ZM120 167V168H119ZM180 169H179V168ZM181 167H182V169L183 170H181ZM195 167V168H194ZM10 168V169H9ZM53 168V169H52ZM59 168V170H58V172H57V169ZM61 168V169H60ZM66 168H69V169H67L66 170ZM70 168H71V170H70ZM101 168H103V169H101ZM107 168L109 169H111V171L109 172L108 170H107ZM129 168V169H128ZM152 168H153V170H152ZM18 169V170H17ZM23 169V170H22ZM55 169V170H54ZM100 169V170H99ZM113 169L115 170V171H113ZM138 169V170H137ZM140 169L142 170V172L140 171ZM144 169V170H143ZM170 170V171H168L167 172V170ZM196 169H200V170H197L196 171ZM10 170V171H9ZM27 170V171H26ZM39 170V171H38ZM49 170V171H48ZM51 170L53 171V174L51 173ZM80 170V171H79ZM90 170V171H89ZM98 170H99V172H98ZM103 170V171H102ZM116 170H118V171H116ZM131 172H130V171ZM149 170V171H148ZM152 170V171H151ZM181 170V172L179 173V171ZM186 170V171H185ZM24 171V172H23ZM31 171V172H30ZM34 171H36V173L34 172ZM45 171V172H44ZM48 171V172H47ZM55 171L59 174L60 172L62 173L61 175H58L57 173H55ZM60 171V172H59ZM69 171V172H68ZM72 171H76L75 173H77V174H75V176H73L74 174L73 173H71ZM79 171V172H78ZM86 172V173H84L83 174V172ZM100 171H102V173H104L103 175H102V173H100ZM105 171H106V173H105ZM108 171V172H107ZM124 173H123V172ZM129 172V174H131V175H128V172ZM133 171V172H132ZM140 171V172H139ZM147 171V172H146ZM188 172V173H185V172ZM195 171L197 172V173H195ZM202 171H200V172H202ZM4 172H6V173H4ZM19 172V173H18ZM23 174H22V173ZM32 172H34V173H32ZM50 174L49 176H47L48 174ZM65 173V175L66 174H71L72 176L71 177H67V175H66V177L65 178H67V181L65 180V178L63 177V176H65V175H63L64 173ZM82 172V173H81ZM112 172V173H111ZM116 172V175L114 174ZM146 172V173H145ZM159 172H161V173H159ZM164 172H166V173H164ZM177 172V173H176ZM185 173V175L183 174V173ZM28 173H30V174H28ZM81 175H80V174ZM96 173V174H95ZM100 173V174H99ZM122 173V174H121ZM125 173H127L126 175H128L129 176V178H128V176H126L125 175ZM143 173V174H142ZM156 174L157 176H160V177H157L156 175H154V174ZM157 173H159V175L157 174ZM167 173H168V175H167ZM182 173V175H179V174H181ZM192 173V172H191ZM204 174H205V172H203ZM7 176H6V175ZM27 174H28V176H27ZM37 174V175H36ZM55 174H57L58 175V177L60 178V177H62V180H61V178L59 179V182L56 180V179H58L57 178V175L56 176H52V175H55ZM114 174V175H113ZM117 174H120V175H122V176H124L123 177V179H122V177L120 176V175H117ZM139 174V175H138ZM164 174H166L165 176L166 177H168V179L167 178H165V176H164ZM175 174H176V176H175ZM198 174H200V173H198ZM18 175V176H17ZM99 175V176H98ZM107 175V176H106ZM150 175V176H149ZM161 175H163L164 176V178L161 176ZM201 175V174H200ZM38 176H40V177H38ZM42 176V177H41ZM80 176V177H79ZM86 176V177H85ZM92 176V177H91ZM95 176H97V177H95ZM102 178H101V177ZM112 176H113V179H114V176L116 177V176H119V178L118 177H116L113 181L111 180V179H109V178H112ZM152 176V177H151ZM177 176H180V177H177ZM19 177V178H18ZM26 177V178H25ZM35 177V178H34ZM50 177H52V181L49 179ZM86 178L85 180L83 179V178ZM140 177V178H139ZM142 177V178H141ZM162 177V178H161ZM170 177H172L171 179H170ZM175 177H177V179H175ZM6 178H9V179H6ZM21 178V179H20ZM43 178V179H42ZM53 178H55V179H53ZM70 178L72 179V180H74V181H77V180H80L79 182H77V185H79L78 187H80V188H78L77 189V187H76V185L74 186V185H72L73 183H72V180H70ZM75 178V179H74ZM89 178H91V179H89ZM94 178H96V179H94ZM98 178H99V180H98ZM131 178V179H130ZM136 178V179H135ZM159 178H161L160 179V181L158 180ZM232 180H234V181H232ZM5 179V180H4ZM26 179V180H25ZM29 179V180H28ZM39 179L42 181H39ZM45 179H46V181H45ZM48 179V180H47ZM63 179H64V181H63ZM69 179V180H68ZM93 179V180H92ZM101 179V180H100ZM108 179V180H107ZM122 179V180H121ZM124 179H126V180H124ZM164 179H167L166 181L164 180ZM196 179V180H197ZM8 180H9V182H8ZM21 180V181H20ZM33 180H35V181H33ZM43 180L45 181L44 183H43ZM50 180V181H49ZM55 180H56V183H54L55 182ZM61 180V181H60ZM104 182H103V181ZM107 180V181H106ZM131 180V181H130ZM154 180L156 181L154 184H153V182H154ZM158 180V181H157ZM174 180V181H173ZM195 180V181H196ZM229 180H231V181H229ZM244 180V181H243ZM38 181V182H37ZM47 181H48V183H47ZM70 181V182H69ZM84 181V182H83ZM91 181H94V183H92V186L90 185L91 184ZM99 181V182H98ZM110 181H112L111 183L114 185L115 184V186H113V188H112V190L110 191V186L111 185H109L108 183H110ZM123 181H126V184H125V182H123L124 183V185H127V183L129 184V185H127L126 186V189H125V186H122V187H124V188H121V184H122V182ZM137 181V182H136ZM153 181V182H152ZM171 181V182H170ZM172 181L173 182H175V183H172ZM179 181V182H178ZM3 182H5V183H3ZM7 182H8V184H7ZM13 182V183H12ZM22 182V183H21ZM29 182H31V184L29 183ZM41 184H40V183ZM63 182V183H62ZM70 183V185L69 186H67L69 183ZM83 182V183H82ZM95 182H96V184H95ZM100 182H102L101 183V185H100ZM115 182V183H114ZM131 184H134L135 186H133V185H130V183ZM141 182V183H140ZM149 182L151 183L152 182V184H151V186L152 185H154V186H152V191L150 190H148V188L149 187H151V186H149ZM224 183V184H221V183ZM229 182H230V184H232V185H229ZM234 182V183H233ZM17 183H19V184H17ZM24 183V184H23ZM28 183V184H27ZM58 183V184H57ZM82 183V184H81ZM105 183H107V184H105ZM196 183V182H195ZM195 183H194V185H195ZM245 183V184H244ZM4 184V185H3ZM9 184H11V185H9ZM27 184V185H26ZM29 184L31 185V186H29ZM62 184V185H61ZM63 184H64V187H65V184H67L66 186V188H64L63 187ZM81 184V185H80ZM102 184H105V185H107V188H110L109 190L107 189H102V188H105L104 187V185L102 186ZM155 184H157V185H164L163 187L162 186H160V187H158L157 185H155ZM171 185V187H170V185ZM206 184V185H205ZM213 184V185H212ZM252 184H254V182H252ZM264 184V183H263ZM6 185V186H5ZM26 185V186H25ZM43 185V186H42ZM52 185H53V187L55 188L54 189V191L56 190V195H52L53 193H52V191H53V187H52ZM58 185H60V186H58ZM100 187V186H102V187H100V190L101 191H104V192H101L98 188V186ZM120 185V186H119ZM123 185V184H122ZM193 185V186H194ZM199 185V186H200ZM214 185H216V188L214 187V190H213V192H212V190L210 191L209 189H213L212 187L211 188H209V186H214ZM222 185V186H221ZM229 185V186H228ZM246 185V186H245ZM260 185V184H259ZM28 186H29V188H28ZM40 186H41V188H40ZM61 186H62V188L63 189H61ZM73 186V188H71ZM95 186V187H94ZM144 186V187H143ZM192 186V187H193ZM197 186V185H196ZM195 186V188H197ZM206 186V187H205ZM219 186V187H218ZM248 186V187H247ZM255 186V188H253V187ZM31 187V188H30ZM60 189H58V188ZM93 187H94V189H93ZM112 187V186H111ZM128 187V188H127ZM132 187V188H131ZM139 187V188H138ZM147 188V190H145L146 188ZM157 190H155L154 188ZM167 187V188H166ZM169 187H170V189H169ZM221 187V188H220ZM234 187V188H233ZM241 187V188H240ZM245 187H247L248 188V190H247V188L245 189ZM256 187H260V188H256ZM11 188V189H10ZM69 188V189H68ZM92 188V189H91ZM114 188H116V189H118V190H116V189H114ZM145 188V189H144ZM165 189V190H167L168 191V193L167 192H164L163 191V189ZM218 188H220V189H218ZM239 188L240 189H242L241 191L239 190ZM255 189V190H250V189ZM26 189V190H25ZM71 189V190H70ZM91 189V190H90ZM98 189V190H97ZM128 189H129V192H128V194H130L131 192H132V190H134L133 192L134 193H137V194H134L133 192H132V194H131V197H132V195L134 194V198H135V196L137 197V195H139L140 197H142L141 195H142V193H144L145 191H147L146 193L147 194H149V193H151V194H154V198H152L150 195V197L152 198V200L150 199V198H148V200H147V198H146V200L148 201H146L144 198V201H146L147 202V204L148 203H150V204H146V202L144 203L143 202V199L141 198V201L139 200H133V201H135V203L137 202L138 204L141 202H143L146 206H147V208L148 209H144V210H146L147 212H148V210H151L152 211V215H153V217H151L152 219L155 217V215L154 214H156V217L157 218H155V220L153 219H150V222H152V221H154V222H152V223H148V220L149 219H147L146 218V220H147V222H144V224H143V222H142V224H141V222L140 223H138V225L140 226H138L137 225V220H136V222H134L133 224H135V226H137V227H135L134 225H132V227L131 226H129L128 224V216L130 215H125V214H127V212H125L124 213V216H123V213H121L122 211H120V210H118V209H120L121 208V206H122V209H123V206H124V209L123 210H127V206L129 207V208H133V209H129L130 211L128 212V213H131V210L133 211L134 210V207H136V209L137 210H142V211H144L142 208L140 209V205L141 204H139V209L137 208V203H136V205H135V203L133 202V204H132V202L130 203V200H131V198L129 197L130 195H127V191H128ZM131 189V190H130ZM136 189V190H135ZM140 189V190H139ZM154 189V190H153ZM172 189V190H171ZM245 189V190H244ZM257 189V190H256ZM2 190H4V191H2ZM17 190V191H16ZM51 191V195H50V191ZM63 190H64V193H62L63 192ZM70 192H69V191ZM92 190H94V191H92ZM97 190V191H96ZM108 191V193L106 192V191ZM124 190H126L125 192H124ZM202 190H204V191H202ZM237 190V191H236ZM47 191H49V192H47ZM53 191V192H54ZM110 191V192H109ZM121 191H123V192H121ZM137 191V192H136ZM138 191H142V192H139L138 193ZM144 191V192H143ZM155 191V192H154ZM158 191H163V193H165L164 195L165 196H162V194H160V192H158ZM172 191H173V194H171L172 193ZM223 191V192H222ZM246 191V192H245ZM250 191V192H249ZM254 191V192H253ZM8 192V193H7ZM18 192V193H17ZM24 192V193H23ZM44 192H45V194L46 193H48L47 195H45L44 194ZM89 192H91V193H89ZM105 192H106V194H105ZM190 192H192L193 194H196V195H193V194H191ZM195 192V193H194ZM199 192V193H198ZM204 192L207 194V195H205L204 194ZM236 192H238L237 194H236ZM249 192V193H248ZM5 193V194H4ZM33 193H37V194H33ZM60 194V195H58V194ZM98 193L100 194L101 193V197L99 198V195H98ZM114 193V194H113ZM125 193V194H124ZM156 193V194H155ZM170 193V194H169ZM191 195H190V194ZM201 193H202V195H201ZM217 193V194H216ZM220 193H222L221 194V196L219 195ZM229 193V194H228ZM241 193V194H240ZM247 193V194H246ZM261 193V194H260ZM33 194V195H32ZM54 194H55V192H54ZM111 194V195H110ZM118 194V196L116 197V195ZM123 195L122 197H123V199L122 200H120V201H123V202H125V203H120V205H119V208L117 209V202H119V200H117V199H114V198H118V197H121L120 195ZM145 194V193H144ZM159 194V195H158ZM188 194V196H186V197H184L185 195H187ZM197 194H198V196H197ZM204 194V195H203ZM5 195V196H4ZM8 195V196H7ZM11 195H12V197H11ZM48 195H50V196H52L51 198H50V196H48ZM72 195H74V196H72ZM79 195V196H78ZM88 195H90V196H88ZM96 195H98L97 197H95ZM107 195V196H106ZM158 195V196H157ZM162 196L160 199H159V196ZM250 195V196H249ZM22 196V197H21ZM26 196H28V197H25ZM36 196H37V198H36ZM48 196V197H47ZM57 197V198H55V197ZM110 196V198L111 197H114L113 198V201H111L110 199H108L107 200V198ZM125 196H128L129 198H126ZM138 196V199H140V197ZM148 196V197H149ZM153 196V195H152ZM166 196L168 197V196H170L168 199H165L166 198ZM178 196H180V198H181V196H183L182 198H183V200H181L180 198V200H178V198L177 197ZM205 196V197H204ZM209 197V199H206V198H208ZM229 197V199H228V197ZM2 197H3V199H2ZM5 197V198H4ZM6 197H8V200H7V198ZM39 197H40V199H39ZM60 197V198H59ZM72 197V198H71ZM77 197V198H76ZM80 197V198H79ZM104 197H105V200H107V202L105 201V200H103L102 202H101V200L99 201V202H101V203H103L102 204V206L100 205V203L97 201V199H104ZM144 197H145V195H144ZM146 197H147V195H146ZM215 197V198H214ZM248 197V198H247ZM11 198V199H10ZM13 198V199H12ZM31 198H32V200H33V202H32V200H31ZM75 198V199H74ZM87 198H89L88 200H87ZM91 198H92V201L94 200V203H92V201H91ZM96 200H95V199ZM126 200H125V199ZM184 198H185V200H184ZM187 198V199H186ZM29 199H30V201H29ZM54 199H57L56 201H58V199H59V201L58 202H56V201H54ZM171 199V200H170ZM190 199V200H189ZM194 199V200H193ZM231 199V200H230ZM8 202H7V201ZM48 202H47V201ZM89 202V203H87V201ZM90 200V201H89ZM115 200H117V202L115 201ZM151 200V201H150ZM158 200H161V204H163L164 206H162V205H160V201H158ZM166 200V201H165ZM188 200V201H187ZM206 200V201H205ZM4 203H3V202ZM47 203H46V202ZM51 201H53V202H51ZM76 201V202H75ZM96 201V202H95ZM127 201H128V203H127ZM157 201V202H156ZM162 201H164V202H162ZM185 201V202H184ZM225 201V202H224ZM234 201V202H233ZM28 202H32L31 204L30 203H28ZM61 202V203H60ZM113 202H115V203H117V204H113L112 205V203ZM152 202V203H151ZM155 202V203H154ZM184 202V203H183ZM204 202V203H203ZM219 202V203H218ZM2 203V204H1ZM7 203V204H6ZM11 203V204H10ZM13 203V204H12ZM26 203H28V204H26ZM49 203V204H48ZM51 203V204H50ZM52 203H55V204H57V205H52ZM60 203V204H59ZM108 203H110V204H108ZM154 203V204H153ZM157 203H158V205H157ZM4 204V205H3ZM6 204V205H5ZM36 204V205H35ZM62 204V205H61ZM124 204V205H123ZM131 204V205H130ZM143 204V206H145ZM220 204V205H219ZM48 205H49V207H48ZM105 205V206H104ZM133 205V206H132ZM153 205H155V206H153ZM169 205V206H168ZM222 205V206H221ZM6 206V207H5ZM7 206H9V207H7ZM13 206V207H12ZM59 206V207H58ZM72 207L71 209H73L75 212H77L76 214V216H75V213L73 212V214H71L70 215V213H66L65 214V216H67V215H69L70 217L69 218H67V217H65L64 218V210L62 209V208H64V207H66V208H68L67 210H70V208L69 207ZM86 206V207H85ZM101 206V207H100ZM106 206H108V208L109 209H106L107 207ZM142 206V207H143ZM152 206V208L153 209H151V208H149V207H151ZM168 206V207H167ZM172 206V207H171ZM244 206V207H243ZM249 207V209H248V207ZM61 207V208H60ZM85 207V208H84ZM110 207H111V209H110ZM112 207H113V211H112ZM115 207V208H114ZM159 208V209H157V208ZM171 207V208H170ZM176 207L178 208V209H176ZM228 207V208H227ZM246 207V208H245ZM5 208H7V209H5ZM8 208H10V209H8ZM41 208L43 209V210H41ZM46 208V209H45ZM59 208H60V210L63 212V215L61 214L62 212L61 211H59ZM84 208V209H83ZM88 208H90L89 210H88ZM97 208H99V211H97L98 209ZM103 208V209H102ZM105 208V209H104ZM173 208V209H172ZM217 208V209H216ZM223 208V209H222ZM251 208V209H250ZM263 208V209H262ZM17 209H19V211L17 210ZM95 209H97L96 211H95ZM115 209V210H114ZM116 209L118 210V211H116ZM135 209V210H136ZM171 209V210H170ZM175 209V210H174ZM187 209H188V211H187ZM229 209V210H228ZM44 210H46L47 211V213H46V211H44ZM72 210V211H73ZM87 210V211H86ZM92 212H91V211ZM95 212H94V211ZM105 210V211H104ZM107 210H109L107 213H106V211ZM111 210V211H110ZM174 212H173V211ZM182 210V211H181ZM14 211V212H13ZM28 211V212H27ZM36 211L39 213V215H38V213H36ZM43 211V212H42ZM59 211V212H58ZM65 211H66V209H65ZM101 211V212H100ZM145 211V212H146ZM155 211V212H154ZM185 211V212H184ZM217 211V212H216ZM219 211V212H218ZM7 212V213H6ZM11 212V213H10ZM15 212H17V213H15ZM32 212H34V214L32 213ZM67 212H69V211H67ZM71 212V211H70ZM82 212H83V214H82ZM85 212V213H84ZM97 212V213H96ZM101 214H100V213ZM102 212H104L103 214V219H104V223L102 224V221H101V223H100V219H102V217L101 218H97L96 216H99V214L100 215H102ZM117 212H120L121 213V215L123 216V218H125V216H127L125 219H126V224H125V220L124 219H121L122 217H120V216H118V215H120V213H117ZM124 212V211H123ZM163 212V213H162ZM164 212H166V214H164ZM212 212V213H211ZM230 212V213H229ZM5 215V217H3L4 215ZM14 213V214H13ZM72 213V212H71ZM110 213H112V215L110 214ZM115 213H116V215L118 216H116L115 215ZM144 213V212H143ZM148 213H150V212H148ZM188 215H187V214ZM217 213V214H216ZM31 214H33V215H31ZM59 214H61V216L59 217L58 215ZM86 216H85V215ZM93 214V215H92ZM98 214V215H97ZM105 214H106V216H105ZM107 214H110V215H108L107 216ZM113 214L116 216V217H114L113 216ZM132 214V213H131ZM151 214V213H150ZM160 214V217L158 218V215ZM223 214H225V215H223ZM227 214V215H226ZM3 215V216H2ZM9 215V216H8ZM32 216V218H31V216ZM43 215H45L44 217H43ZM134 215V214H133ZM146 215H147V213H146ZM145 214H144V216H146ZM165 217H164V216ZM168 217H167V216ZM2 216V217H1ZM72 216V217H71ZM74 216V217H73ZM82 216H84V217H82ZM90 216H92V219L94 218V217H96V218H94L93 219V221H95V220H97L98 219V223H97V225H93V227H92V224L91 223H93V221H92V219L90 218V219H88ZM105 216V217H104ZM110 216H113L114 217V219L117 221V222H119V223H115V225H112V224H114V220H112L113 218L112 217H110ZM141 216H143V215H141ZM141 216H140V218H141ZM143 216V219L141 218H139L140 219V221L141 220H145V217ZM148 216V215H147ZM150 216V215H149ZM38 217V218H37ZM41 218V220H40V218ZM87 218V219H85L83 222H82V224H79L80 226H85V225H87V222H90V223H88L90 226H86V228H84L83 229V227H82V229H80V228H77L78 226H76V224L78 225V223L79 222H81L83 219L82 218ZM185 217V218H184ZM191 217V218H190ZM204 217V218H203ZM28 218L30 219V220H32V221H30V220H28ZM33 218H35V219H33ZM58 220H57V219ZM61 220H60V219ZM67 218V219H66ZM118 218H120V219H118ZM134 218H138V217H135L134 216ZM149 218V217H148ZM211 218V219H210ZM218 218V219H217ZM27 219V220H26ZM38 219V220H37ZM43 219V220H42ZM64 219V220H63ZM157 219V220H156ZM22 220V221H21ZM35 220V221H34ZM51 220H53V221H51ZM89 220H91V221H89ZM120 220V221H119ZM159 220V221H158ZM194 220V221H193ZM213 220V221H212ZM225 220V221H224ZM251 220V221H250ZM9 221H10V224H9ZM20 221V222H19ZM24 221L26 222H28V226L26 225H24V224H26V223H24ZM51 221V222H50ZM71 221V222H70ZM79 221V222H78ZM86 221V224L84 225V222ZM133 221V220H132ZM155 221H157V222H155ZM14 222H15V224L16 225H18L19 223H20V225H18V226H16L15 224H14ZM24 224H23V223ZM40 222V223H39ZM42 222H43V224H42ZM55 222V223H54ZM63 222V223H62ZM96 222V221H95ZM109 222V223H108ZM112 222V223H111ZM121 222L123 223V224H121ZM165 222V223H164ZM201 222V223H200ZM250 222V223H249ZM22 223V224H21ZM29 223H30V225H29ZM31 223H33V224H31ZM52 223H54V224H52ZM131 223V222H130ZM168 223V224H167ZM197 223V224H196ZM229 223V224H228ZM232 223V224H231ZM248 223H249V226H248ZM62 224H64V225H62ZM100 224V226H99V228H98V225ZM109 224H111V225H109ZM126 225V227H125V225L124 226H122V232L120 231L119 233H117L116 231H117V229H120L121 227H119V226H117V225ZM157 224V225H156ZM164 224H166V225H164ZM211 224V225H210ZM247 224V225H246ZM250 224H252V225H250ZM16 226L17 228L15 229V227L14 226ZM22 225V226H21ZM76 226V227H74V228H76V229H74L72 226ZM104 226V228L106 227V229L104 230V231H102V229H103V226ZM107 225V226H106ZM131 225V224H130ZM160 225V226H159ZM200 225V226H199ZM205 225V226H204ZM230 225V226H229ZM234 225V226H233ZM10 226V227H9ZM25 226V227H24ZM46 226V227H45ZM79 226V227H80ZM109 226H111L110 227V229H109ZM128 226V227H127ZM133 226L135 227V229L133 228ZM155 226H157V227H155ZM234 228H233V227ZM19 227V228H18ZM26 227H28V229L26 228ZM35 227H36V230H35ZM72 227V228H71ZM116 228L117 227V229H116V231H114L115 229H113V228ZM119 227V228H118ZM164 227V228H163ZM197 227V228H196ZM200 227V228H199ZM237 227V228H236ZM46 228V229H45ZM131 228H133V229H131ZM180 228V229H179ZM242 228V229H241ZM251 228H252V230H251ZM11 229V230H10ZM27 229V230H26ZM32 229V230H31ZM41 229V230H40ZM50 229V230H49ZM74 231H73V230ZM95 229V230H94ZM124 229H125V231H126V229L127 230H129V231H126V234L125 235H122V234H124L125 232H124ZM157 229V230H156ZM208 229V230H207ZM216 229V230H215ZM256 229H257V231H256ZM9 230V231H8ZM17 230V231H16ZM19 230V231H18ZM24 230H26V231H24ZM29 230H30V232H29ZM76 230V231H75ZM81 230V231H80ZM86 230H88V231H86ZM92 230V231H91ZM97 230V231H96ZM99 230V231H98ZM102 231V234L105 232V235L103 236L102 234H101V231ZM131 230V231H130ZM144 230V231H143ZM160 232H159V231ZM163 230V231H162ZM172 230V231H171ZM236 230H238V232L236 231ZM250 230V231H249ZM35 231H36V233H35ZM84 231V232H83ZM109 231V232H108ZM8 232V233H7ZM22 232V233H21ZM32 232V233H31ZM73 232V233H72ZM79 232V233H78ZM115 232V233H114ZM134 232H136V233H138V234H136L135 235V233ZM154 232V233H153ZM164 232V233H163ZM20 233V234H19ZM71 234L72 236H75L77 233H78V235L79 236H77L79 239H78V244L77 243H75L76 241H75V238L74 237H72L71 238V236H68V234ZM101 234L103 237H99L100 238V241L98 240L99 238L96 236V235H98V234ZM144 233V234H143ZM160 233V234H159ZM209 233V234H208ZM231 233V234H230ZM257 233H258V235H257ZM31 234H33V235H31ZM34 234H35V236H34ZM59 234H60V236H59ZM129 234V235H128ZM147 236H146V235ZM149 234V235H148ZM154 234H155V236H154ZM23 235H26L27 237H24ZM31 235V236H30ZM86 235V236H85ZM90 235H94V237L95 238H97V240H98V243H97V241H96V239L94 238V237H92V236H90ZM100 235V236H101ZM198 235V236H197ZM232 235V236H231ZM236 235V236H235ZM239 235V236H238ZM4 236V237H3ZM12 236V237H11ZM13 236H16V238H14ZM28 236H30V237H28ZM59 236V237H58ZM62 236V237H61ZM65 236L67 237L68 236V238L67 239H70L69 241H70V243H67V240L66 239H64L65 238ZM75 236V237H76ZM99 236V235H98ZM106 236V237H105ZM146 236V237H145ZM189 236H190V238H189ZM247 236V237H246ZM4 239H3V238ZM8 237H10V238H8ZM56 237V238H55ZM70 237V238H69ZM93 239H92V238ZM142 239H144L145 240V242L143 241V240H141V238ZM144 237V238H143ZM150 237V238H149ZM156 237H158V238H156ZM225 237V238H224ZM230 237V238H229ZM240 237V238H239ZM5 241V240H7L6 242H4L2 239ZM7 238V239H6ZM21 240H20V239ZM23 238V239H22ZM53 238V239H52ZM57 238L58 239H60L59 241H55V242H59V244H61V243H64L65 242V244L63 245V244H61V245H59L58 243H56L55 244V242H52L53 240H57ZM62 238V239H61ZM140 238V239H139ZM147 238V239H146ZM212 238V239H211ZM222 239L221 241H220V239ZM236 238H239V239H235ZM245 238V239H244ZM252 238V239H251ZM92 241H94L93 242V246H91L90 244H91V240ZM139 239V240H138ZM149 239V240H148ZM192 239H194V240H192ZM196 239H197V241H196ZM243 239V240H242ZM19 240V241H18ZM77 240V239H76ZM117 240V241H116ZM190 240V241H189ZM239 240H241V241H239ZM245 240V241H244ZM252 240V241H251ZM10 241V242H9ZM15 241H17L18 243H19V245H18V243L17 242H15ZM49 241H51V242H49ZM62 241V242H61ZM71 241H73V242H71ZM144 242V243H142V242ZM195 241V242H194ZM220 241V242H219ZM234 241H237L236 243L234 242ZM244 241V242H243ZM14 244H12V243ZM89 242V243H88ZM139 244H138V243ZM148 242V244H149V248H147V246H146V248H140L141 247V245H144L145 243H147ZM189 242V243H188ZM194 242V243H193ZM233 242H234V244H233ZM246 242V243H245ZM10 243L12 244V245H10ZM17 243V247L15 246V244ZM36 243V244H35ZM55 244L54 246H53V244ZM82 243V244H81ZM94 243H97V244H94ZM128 244V246H127V244ZM142 243V244H141ZM187 243V244H186ZM198 243V244H197ZM216 243V244H215ZM221 243H223L222 245H221ZM244 243V244H243ZM3 244V245H2ZM10 246H9V245ZM50 244V245H49ZM52 244V245H51ZM126 244V245H125ZM135 244V245H134ZM141 244V245H140ZM186 246H185V245ZM206 244H207V246H206ZM240 244V245H239ZM8 245V246H7ZM26 245V246H25ZM57 245V246H56ZM71 247H70V246ZM75 245V246H74ZM92 247V249H95V247L97 248V249H95L96 251L98 250V253L94 250H91V248H90V246ZM111 245V246H110ZM160 245V246H159ZM190 245V246H189ZM203 245V246H202ZM230 245H232L231 246V248H230ZM236 245H238V246H236ZM2 246V247H1ZM4 246V247H3ZM35 246V247H34ZM43 246V247H42ZM53 246V247H52ZM79 246V247H78ZM178 246V247H177ZM219 246V247H218ZM234 246V247H233ZM239 246H240V248H239ZM24 249H23V248ZM104 247H106V248H104ZM137 247V248H136ZM152 247H153V249H152ZM183 247V248H182ZM185 247V248H184ZM188 247V248H187ZM206 247V248H205ZM236 247V248H235ZM5 248H7V249H5ZM54 248H56V250L54 249ZM81 248H83V249H81ZM90 248V249H89ZM110 249V252H109V249ZM211 248V249H210ZM225 248V249H224ZM8 249H9V251H8ZM14 249V250H13ZM113 251H112V250ZM138 249H139V251H138ZM140 249H142V250H140ZM160 249V250H159ZM182 249V250H181ZM185 249H187V250H185ZM238 249V250H237ZM252 249V250H251ZM254 249H255V251H254ZM7 250V251H6ZM11 250V251H10ZM25 250V251H24ZM53 250H54V253H53ZM58 250H61L62 252H59ZM75 250H77L78 252H75ZM152 250V251H151ZM237 250V251H236ZM258 250V251H259ZM261 250L263 251V252H261ZM27 251L29 252V253H27ZM68 251H70V252H68ZM89 251V252H88ZM100 251V252H99ZM146 253H145V252ZM4 254H3V253ZM6 252V253H5ZM27 254H26V253ZM71 252H74V253H71ZM93 252V253H92ZM130 252V253H129ZM143 252V253H142ZM152 252V253H151ZM154 252V253H153ZM166 252V253H165ZM210 252V253H209ZM216 252V253H215ZM219 252H220V254H219ZM222 252V253H221ZM255 252H257V253H255ZM25 253V254H24ZM69 253H71V255L69 256L70 258H73L72 259V261H71V259L68 257V255L67 254H69ZM90 254L91 253V255H93V254H97V256L95 255V257H93V256H89L88 255V257H90V261L88 262L87 260H89V259H87V254ZM107 253V254H106ZM161 253V254H160ZM209 253V254H208ZM213 253H215V254H213ZM259 253V254H260ZM23 254V255H22ZM58 254V255H57ZM134 254V255H133ZM140 254V255H139ZM147 256V258L148 259H146V256ZM179 254H183V255H179ZM187 254V255H186ZM248 254H246L247 256H248ZM19 255H21L20 257H19V259L18 260H16V257L17 256H19ZM64 255V256H63ZM73 255V256H72ZM195 255V256H194ZM244 255H243V257H244ZM3 256V257H2ZM60 256V257H59ZM72 256V257H71ZM137 256H141V257H137ZM175 256H177V258L175 257ZM179 256V257H178ZM186 256V257H185ZM204 258V260H203V258ZM240 256V257H239ZM260 255H258V257H259ZM23 257H25V258H23ZM75 257V258H74ZM92 257V258H91ZM155 257V258H154ZM191 257H193V258H191ZM206 257H207V259H206ZM13 258H15L14 259V261H13ZM18 258V257H17ZM68 258L70 259V260H68ZM86 258V259H85ZM107 258V259H106ZM116 258H117V260H116ZM145 258V259H144ZM154 258V259H153ZM173 258V259H172ZM182 258H183V260H182ZM197 259V261H195L196 259ZM200 258H202L201 260H200ZM241 258V259H240ZM247 257H245L244 259H246ZM49 259V260H48ZM55 259V260H54ZM87 261V262H85V260ZM151 259V260H150ZM178 259V260H177ZM206 259V260H205ZM235 259V260H234ZM2 260V261H1ZM130 260V261H129ZM146 260H148V261H146ZM162 260V261H161ZM174 260V261H173ZM181 260V261H180ZM224 260V261H223ZM238 260V261H239ZM253 259H250L249 261H252ZM55 261V262H54ZM66 261V260H65ZM68 261H70V262H68ZM95 261V262H94ZM144 261V262H143ZM192 261V262H191ZM208 261V262H207ZM239 261V262H240ZM242 261H245V260H242ZM242 261L240 262V263H242ZM248 261V260H247ZM76 262V263H75ZM139 262V263H138ZM171 262V263H170ZM246 262V261H245ZM60 263V264H61ZM72 263H70V264H72ZM238 263V262H237ZM236 263V264H237ZM239 263V264H240Z\"/></svg>","mask_w":264,"mask_h":264},{"label":"bare ground","instance_id":"bare-ground-1","mask_svg":"<svg viewBox=\"0 0 264 264\" xmlns=\"http://www.w3.org/2000/svg\"><path fill=\"white\" fill-rule=\"evenodd\" d=\"M78 1H82V2H78ZM83 1H92V0H0V78H2V80H3V83H0V95H1V105L0 106H2V115H6L7 117L8 116H15L16 118L18 117V120H19V118H20V113H22V114H24L21 118H25L26 116H27V118H25V120H26V122H24L23 120H21L20 122H21V124H22V121L24 122V123H26L28 126H24V128H27L28 127V130L27 131H29V123H32V121L34 120V119H36V116H38V117H40L39 116V114H42V113H44V112H46V109L42 106L41 107V103H44L45 104V102L48 100V99H46V97H48L49 98V94L51 95V97L52 96H54L53 94H52V92H56V94L58 93V95H63V99H64V95H67V97H68V95H69V97H71V99H73L75 96H76V98H79V97H77V95H79L78 94V91L75 89V87L74 86H76V85H78L79 86V81H80V79L83 77V83H84V81H85V79L86 80H88V81H91V80H93L92 81V83H91V85H90V83L88 82H86L87 84H89L91 87L93 86L92 84H94L93 82H95L94 81V79L96 80V77H98L97 75H99L98 74V72L97 71H99L100 69H101V71H99V73L101 74V72H102V67H100V65H99V69H96V64L98 65V64H100L101 63V65L103 64V62L105 63V66H104V68H106V70L108 69V66H107V63H109L108 61H111V57H110V54H111V51H114L112 48H114V47H116V45L117 46H121L120 44H122L121 42H123L124 43V41H126V40H132L131 39V37H132V35H131V33H128V34H130V38L128 39L127 37V39L126 40H124V41H122V40H120L121 42H120V44H114V40H116V39H114V33L115 32H113V30H111L110 28H111V26H110V21H112L111 19H110V15H112V14H110L111 12H113V11H110V9H109V4H110V2L109 1H113V0H102L103 1V5H102V7L101 8H99L98 10L97 9H95V4H94V2H88V3H85V2H83ZM115 1V0H114ZM120 1V0H119ZM126 1H138L139 2V4L140 5H143V6H145V4H150V5H152V7L153 8H155L156 6L158 7V6H160V4L162 3L163 4V2L164 1H168L169 3H170V1H178V0H126ZM161 1H163V2H161ZM190 1H193V0H190ZM206 1V0H205ZM208 1V0H207ZM228 1V0H227ZM226 1V2H227ZM231 2L229 3V6L232 8L231 10H229V11H232L233 10V12H235L234 14H238L237 16H241L240 17V23L238 24V25H236V27H240V31L238 30V31H236V32H239L240 33V35L242 36V35H244L245 34V32H248L249 30H252V29H254V27L256 26V24L255 23H253V22H251V21H254L255 19H259V20H264V0H257V1H254V0H252V1H250V0H248V1H250L251 3H248V4H245V3H243V1H247V0H242V1H240V0H230ZM98 2V1H97ZM118 2V1H117ZM137 2V3H138ZM173 2L172 3H170V4H173ZM223 2V1H222ZM126 2L124 1V4H125ZM127 3H129V2H127ZM126 3V5H128ZM116 4H118V3H116ZM116 4H114V5H116ZM133 4H135L134 2H133ZM215 4V3H214ZM113 5V4H112ZM119 5H121V4H119ZM185 5H187V4H185ZM190 5V4H189ZM217 5V4H216ZM188 6V5H187ZM186 6V7H187ZM221 6V5H220ZM96 7H97V5H96ZM112 7H114V6H112ZM111 7V8H112ZM128 7V6H127ZM150 7V6H149ZM149 7H147V8H149ZM161 7V6H160ZM252 7H253V9H252ZM123 8V7H122ZM121 8V9H122ZM137 8V7H136ZM146 8V9H147ZM152 8V9H153ZM152 9H151V11H149V12H153L152 11ZM161 9V8H160ZM168 9V8H167ZM167 9H166V11H167ZM170 9V8H169ZM197 9V8H196ZM195 9V10H196ZM201 9V8H200ZM115 10H117V6H116V8L114 9V12H115V14L117 13V11H115ZM120 9H118V11H119ZM127 10V9H126ZM137 10V9H136ZM135 10V11H136ZM141 10H142V8H141ZM147 10H149V9H147ZM165 10V9H164ZM225 10V11H224ZM133 11V10H132ZM135 11L133 12V13H135ZM229 11H228V9H226V7L222 10V7L221 8H217V6L215 7V6H213L212 8H210L209 10H208V13H205V15H204V20H203V22L202 23H211V21H213V19H208L209 17H212L213 16V18H215V19H217V20H219V21H227V20H232L233 19V17H229V16H227V15H229ZM114 12H113V14H114ZM124 12V11H123ZM147 12L148 11H146V13H144V17L142 16V22L144 23V24H146V26H148V28H150V29H147V28H145L146 30H150L151 31V33H153V34H163L162 35V37L163 36H166V35H170V36H172L173 34H170V33H174L175 31H176V33L178 32L177 30H178V26L180 25L181 26V22H180V24L179 23H177L176 21H173V20H171V18H170V20L171 21H169V22H167V21H163V19H152L150 16H148V15H146L147 14ZM156 12V11H155ZM168 12H169V10H168ZM125 13V12H124ZM123 13V14H124ZM128 13L129 14H131L132 15V12L130 13V11H128ZM162 13V12H161ZM165 14H166V12H164ZM115 14H114V16H115ZM122 13H121V15H123ZM136 14V13H135ZM119 14H117V17H119L118 16ZM127 15V14H126ZM134 15V14H133ZM157 15H159L158 14V12H157ZM169 15V14H168ZM137 16H138V14H136V18H137ZM164 16V15H163ZM175 16H180V15H176L175 14ZM189 16V15H188ZM198 16V15H197ZM232 16V15H231ZM113 17V16H112ZM123 17V16H122ZM121 17V18H122ZM133 17V16H132ZM167 17V16H166ZM165 17V19H167ZM139 18V17H138ZM180 18V17H179ZM179 18L177 19L176 18V20H179ZM113 19V18H112ZM119 19V18H118ZM127 19V18H126ZM128 19H129V17H128ZM131 19V18H130ZM133 19H135V18H133ZM196 19V18H195ZM115 20V19H114ZM123 20V23L121 22ZM122 20H120V22L122 23V25L124 24L125 25V22H124V19H122ZM202 20V19H201ZM116 21V20H115ZM115 21L113 22V25H114V23H115ZM182 21V20H181ZM185 21V20H184ZM184 21H182V22H184ZM200 21V20H199ZM199 21H198V23H199ZM134 22V21H133ZM217 22V21H216ZM216 22H214V23H216ZM112 23V22H111ZM140 23H141V21H140ZM190 23V22H189ZM192 23V22H191ZM213 23V22H212ZM218 23V22H217ZM216 23V24H217ZM226 23V22H225ZM231 23V22H230ZM120 24V23H119ZM139 23H137V25H138ZM185 24V23H184ZM186 24H187V22H186ZM193 24V23H192ZM197 24V23H196ZM219 24V23H218ZM116 25H118V24H116ZM133 25H135V24H133ZM141 25V24H140ZM139 25V26H140ZM202 25V24H201ZM263 25H264V22H263ZM121 26V25H120ZM128 26V25H127ZM184 27H185V25H183ZM191 26V25H190ZM195 26V25H194ZM198 26V25H197ZM221 26H224V25H221ZM226 26H227V24H226ZM226 26H224L225 28H227ZM187 27V26H186ZM196 27V26H195ZM205 27V26H204ZM264 27V26H263ZM114 28V26H112V29ZM118 28H120V27H116V29L115 30H117ZM124 28H125V26H124ZM139 27H137V29H138ZM142 27H140L139 28V30L141 29ZM219 28H220V26H219ZM219 28H217V29H219ZM222 28V27H221ZM225 28H222V29H225ZM230 28V27H229ZM228 28V29H229ZM120 29H122V28H120ZM119 29V30H120ZM144 28H143V33H144V30H145ZM230 29H232V28H230ZM124 29H122V31H123ZM131 30H132V28H131ZM187 30H189V29H187ZM125 31V30H124ZM149 31V32H150ZM185 31H186V29H185ZM195 31H197L196 30V28H195ZM119 31H117V33H118ZM133 32V31H132ZM212 32V31H211ZM140 33V32H139ZM142 33V34H143ZM146 33H147V31H146ZM201 33V32H200ZM231 33H234V32H232L231 31ZM114 34V35H113ZM127 34V33H126ZM133 34V33H132ZM136 34H138V33H136ZM142 34H140V35H142ZM148 34V33H147ZM146 34V35H147ZM164 34H166V35H164ZM194 34V33H193ZM235 34V33H234ZM146 35H143V37L144 36H146ZM190 35V34H189ZM201 35V34H200ZM221 35V34H220ZM120 36H121V34H120ZM123 36V35H122ZM127 36H129V35H127ZM149 36H150V33H149ZM149 36H147L148 38H149ZM156 36V35H155ZM170 36H169V38H170ZM118 37H119V34H118ZM124 37V36H123ZM158 37V36H157ZM167 37V36H166ZM176 37H177V35H176ZM181 37H182V35H181ZM206 37H207V35H206ZM120 38V37H119ZM134 38H135V34H134ZM180 38V37H179ZM179 38H176V39H179ZM249 38V37H248ZM121 39V38H120ZM139 39H140V37H139ZM139 39H138V41H139ZM147 39V38H146ZM150 40H148V41H151V36H150V38H149ZM161 39V38H160ZM159 39V40H160ZM174 39H175V37H174ZM191 39H193V38H191ZM210 39V38H209ZM225 39V38H224ZM145 40V39H144ZM143 40V41H144ZM154 40H156V37L154 38ZM153 39H152V41H154ZM169 40V39H168ZM172 40V39H171ZM200 40V39H199ZM207 40V39H206ZM218 40V39H217ZM118 41V40H117ZM116 41V42H117ZM151 41V42H152ZM157 41V40H156ZM177 41V40H176ZM205 41V40H204ZM203 41V42H204ZM218 41H220V40H218ZM226 41V40H225ZM230 41V40H229ZM248 41V40H247ZM246 41V42H247ZM249 41H250V39H249ZM119 42V41H118ZM117 42V43H118ZM134 42V41H133ZM137 42V41H136ZM145 42V41H144ZM147 42V41H146ZM151 42H150V44H151ZM172 42H174V41H172ZM223 42V41H222ZM237 42V41H236ZM235 42V43H236ZM251 42V41H250ZM264 42V41H263ZM130 43V41L127 43V44H129ZM149 43V42H148ZM154 43V42H153ZM152 43V44H153ZM160 43V42H159ZM162 43V42H161ZM167 43V42H166ZM182 43V42H181ZM187 43V42H186ZM192 43V42H191ZM201 43V42H200ZM216 43V42H215ZM226 43V42H225ZM224 43V44H225ZM113 44L115 45L114 47H113ZM151 44V46H153ZM204 44V43H203ZM221 44V43H220ZM228 44V43H227ZM130 45V44H129ZM134 45V44H133ZM141 45H143L142 44V41H141V44L140 45H137V47L138 46H141ZM164 45V44H163ZM162 45V46H163ZM175 45V48H177L176 47V44H174ZM212 45V44H211ZM210 45V46H211ZM247 45V44H246ZM249 45V44H248ZM259 45H260V43H259ZM123 46H124V44H123ZM122 46V48L124 49L125 47H126V45L123 47ZM131 46H132V44H131ZM131 46H129V47H131ZM144 46V45H143ZM156 46V45H155ZM167 46V45H166ZM169 46H171V45H169ZM179 47L178 48H180L181 46L180 45H178ZM183 46V45H182ZM199 46V45H198ZM203 46V45H202ZM224 46V45H223ZM231 46V45H230ZM237 46V45H236ZM257 46V45H256ZM188 47V46H187ZM190 47V46H189ZM191 47H192V45H191ZM196 47H197V45H196ZM206 47V46H205ZM216 47V46H215ZM215 47H214V49H215ZM219 47V46H218ZM217 47V48H218ZM225 47V46H224ZM229 47V46H228ZM239 47V46H238ZM258 47V46H257ZM261 47V46H260ZM122 48H119V52H120V50H121V52H122ZM128 48V47H127ZM126 48V49H127ZM131 48H133V47H131ZM138 48H140V50H139V52H142L141 51V47H138ZM144 47H142V49H143ZM148 48H150V46L148 47ZM155 48H157L158 49V47H154V50H155ZM160 48V47H159ZM164 48H166V47H164ZM172 48H174V47H172ZM172 48H170L171 50H172ZM185 49H186V46L184 47ZM207 48V47H206ZM206 48H203L204 49V54H207V52L205 53V50H207ZM210 48L211 47H209L208 49L210 50ZM220 48V47H219ZM242 48V47H241ZM247 48V47H246ZM246 48H244V49H246ZM115 49V48H114ZM126 49H124V53H122V54H127L126 53ZM129 49V48H128ZM127 49V50H128ZM133 49H135V48H133ZM133 49H131V50H133ZM163 49V48H162ZM169 49V48H168ZM194 49V48H193ZM225 49H227V48H225ZM231 49V48H230ZM259 49V48H258ZM118 49H116V51H117ZM147 50H149V49H147ZM147 50H145L146 52H147ZM151 50V49H150ZM152 50H153V48H152ZM187 50H188V48H187ZM190 50V49H189ZM198 50V49H197ZM202 49H200V51H201ZM213 50V49H212ZM211 50V51H212ZM220 50V49H219ZM250 50V49H249ZM144 51V50H143ZM155 51H157V50H155ZM154 51V52H155ZM160 51V50H159ZM166 51V50H165ZM177 51V50H176ZM179 51V50H178ZM186 51V50H185ZM208 51V50H207ZM214 51V50H213ZM218 51V50H217ZM231 51V50H230ZM230 51H228V52H230ZM242 51V50H241ZM118 52V51H117ZM129 52H130V49H129ZM133 52H138L137 50L135 51H133ZM138 52V53H139ZM151 52V51H150ZM153 52V51H152ZM164 52V51H163ZM190 52H192V51H190ZM194 53L196 52V51H193ZM202 52V51H201ZM216 52V51H215ZM256 52V51H255ZM113 53H115L116 54V52H113ZM130 53H132V52H130ZM129 53V54H130ZM137 53V54H138ZM144 53V52H143ZM142 53V54H143ZM176 53V52H175ZM174 53V54H175ZM186 53V52H185ZM184 53V54H185ZM188 53V52H187ZM199 53V52H198ZM197 53V54H198ZM212 53V52H211ZM233 53V52H232ZM234 53H235V55H234ZM233 54H231L230 56H231V60L232 61H237L238 63L239 62H242V63H244V62H247L246 60H248V57L250 56V52L248 51V52H244V53H250L249 55H247V54H244L243 52H242V54H240V52H234ZM237 53H239V54H237ZM137 54H136V57H137V59H138V56L140 57V55H138L137 56ZM170 54H172V53H170ZM182 54V53H181ZM183 54V55H184ZM209 54V53H208ZM213 54H215L214 52H213ZM218 54H219V52H218ZM220 54H221V52H220ZM218 55V56H221V55ZM226 54H228V53H226ZM259 54H261V53H259ZM112 55V54H111ZM117 55V54H116ZM134 55V54H133ZM145 56L143 57V55H141V58L143 57V58H145L146 56V59L147 58H149V56L151 55L152 56V54L150 53V55H149V52H148V54L147 53H145L144 54ZM155 54H153V56H154ZM157 55V54H156ZM165 55V54H164ZM190 56H191V54H189ZM192 55H195V54H193L192 53ZM201 55V54H200ZM217 55V54H216ZM229 55V54H228ZM245 55L246 56H248V57H246V59H245ZM253 54H251V56H252ZM263 55V54H262ZM113 56V55H112ZM158 56V55H157ZM168 56H170V55H168ZM223 56V55H222ZM221 56V57H222ZM225 56V55H224ZM223 56V57H224ZM229 56V57H230ZM253 56H255V55H253ZM259 56V55H258ZM116 57H118V55L116 56ZM115 57V58H116ZM128 57H130V55H128L127 54V58ZM166 57V56H165ZM172 57V56H171ZM178 57V56H177ZM183 57V56H182ZM194 57V56H193ZM197 57V56H196ZM202 57H204V56H202ZM201 57V58H202ZM222 57V58H223ZM100 58V60L101 61H98V59ZM124 58V57H123ZM122 58V55H121V57H120V60L119 61H117V62H123L124 61V59ZM132 58V57H131ZM143 58H142V60H143ZM183 58H185V57H183ZM182 58V59H183ZM191 58V57H190ZM190 58H186L187 59V61L190 59ZM222 58L220 59V60H222ZM110 59V60H109ZM117 59V58H116ZM121 59H122V61H121ZM133 59H135V61H137L136 60V58H133ZM154 59V58H153ZM163 59H165V58H163ZM179 59V58H178ZM181 59V60H182ZM198 59V58H197ZM228 60L227 59V55H226V57L223 59L224 60V68L223 67H221L222 69H226V70H228L229 71V68H226L225 66V64H227V63H225L226 62V60ZM250 59H252V57L250 58ZM254 59V58H253ZM256 59V58H255ZM264 60V57H262L261 58V60ZM113 63H114V56H113ZM118 60V59H117ZM125 60H126V58H125ZM168 60V59H167ZM166 60V61H167ZM169 60H170V58H169ZM191 60H193V59H191ZM199 60H200V57H199ZM203 58L200 60V62H202V63H204L203 61ZM230 60V59H229ZM243 60V61H242ZM257 60V59H256ZM255 60V61H256ZM260 60V59H259ZM258 60V61H259ZM98 61V62H97ZM116 61V60H115ZM132 59H127L126 61H125V63H127V64H130V65H132V66H134L135 64H133V63H135V62H133L132 63ZM165 61V60H164ZM205 61V60H204ZM215 61V60H214ZM250 60H248V62H249ZM253 61V60H252ZM257 61V62H258ZM142 62V61H141ZM150 62H151V60H150ZM192 62H194V61H192ZM197 62V61H196ZM199 62V63H200ZM208 62H210L209 60H208ZM213 62V61H212ZM220 62V61H219ZM229 62V61H228ZM262 62H264V61H262ZM124 63V62H123ZM122 63V64H123ZM137 63H139V62H137ZM176 63V62H175ZM207 63V62H206ZM214 63V62H213ZM213 63H212V65H213ZM222 63H223V61H222ZM222 63H219V65H221L222 66ZM230 63H231V61H230ZM237 63V65H239ZM255 62H252L251 64V66H254L253 68H255L256 67V63L254 64ZM110 64H111V62H110ZM118 64V63H117ZM141 64V63H140ZM182 64H183V62H182ZM186 64V63H185ZM184 64V65H185ZM191 64V63H190ZM211 64V63H210ZM216 64V63H215ZM235 64V63H234ZM232 65V64H230V65H232L231 66V68H233V66H235V65ZM247 65H248V63H246ZM254 64V65H253ZM257 64H259V63H257ZM125 65V64H124ZM123 65V66H124ZM164 65H166L165 63H164ZM177 65V64H176ZM195 65V64H194ZM198 65V64H197ZM204 65H205V63H204ZM218 64H217V66H219ZM241 65V64H240ZM244 65V64H243ZM247 65H244V67L245 66H247ZM249 65H250V63H249ZM264 65V63L262 64V66ZM132 66H131V68H132ZM136 66H139L138 64L136 65ZM152 66V65H151ZM174 66V65H173ZM178 66V65H177ZM180 66V65H179ZM182 66L183 65H181V67H179V68H177V69H180L181 71L180 72H182L183 74H181L178 70V75H179V77H178V75H177V78H179V79H182L183 78V80H177V78H176V80L175 81H173V85H170L171 87L170 88H168L167 86V88H168V90H166V92L163 90V91H161V93H159V91L158 90H155V89H153V91L152 90H149V92L148 93H150V94H148L149 95V97L151 98V100H152V102H154L155 104H156V107L157 108H159V109H161V107L163 108V106H167V105H170V106H172L174 103V101L176 100L177 101V99H178V97H180V94L181 93H185L186 91L188 92H192V90L194 91V92H196V90H201V89H204V92H206V89H205V87L207 88V85H209L210 84V86H213V85H211V84H213V83H215L216 85H217V83L219 82V81H221V80H223V84H225V82H227L228 83V81L229 80H226V81H224V79H225V73H215V74H213V75H209V76H203L202 75V70L204 69V67H202V69L201 70H199V73L200 72H202V73H195L194 75L192 74H190L191 75V77L189 78V77H187V78H189L190 80H191V82L190 83H188V80H186L185 82H183L184 81V78H185V75H184V73H185V69H184V67H186V66H184L183 67V69H182ZM209 65L207 64V66L206 67H208ZM258 66H260L261 67V65H258ZM113 66H111V68H112ZM122 67V66H121ZM125 67V66H124ZM196 67V66H195ZM248 67H250V66H248ZM248 67H247V69H248ZM260 67H256L257 69V71L260 69ZM130 68V69H131ZM134 68V67H133ZM194 68V67H193ZM212 68V67H211ZM210 68V69H211ZM236 68L237 67H235V69H231L232 71H237V70H239V66H238V69L236 70ZM243 68V67H242ZM251 68V67H250ZM259 68V69H258ZM262 68V67H261ZM128 69V68H127ZM127 69H125L126 71H127ZM170 69V68H169ZM187 69V68H186ZM190 69V68H189ZM196 69V68H195ZM198 69H199V67H198ZM197 69V70H198ZM217 69H218V67H217ZM244 69H246V68H244ZM247 69H246V71H247ZM104 70V69H103ZM105 70V71H106ZM111 70V69H110ZM175 70V69H174ZM212 70V69H211ZM214 70V69H213ZM213 70H212V73H213ZM225 70V71H226ZM254 71H255V69H253ZM104 71V72H105ZM108 71V70H107ZM133 71V70H132ZM173 71V70H172ZM184 71V72H183ZM190 71H192V70H190ZM195 71V70H194ZM193 71V72H194ZM216 71H218V70H216ZM227 71V72H228ZM244 71V70H243ZM248 71H249V69H248ZM248 71H247V73H248ZM250 71H251V69H250ZM249 71V72H250ZM253 71V72H254ZM96 72H97V74H96ZM131 71H129V73H130ZM175 72V73H176ZM215 72V71H214ZM239 72V71H238ZM245 72V71H244ZM244 72H243V75L242 76H244L245 74H244ZM106 73V72H105ZM127 73V72H126ZM164 73H166V72H164ZM170 72H168V74H169ZM205 73V72H204ZM240 73L241 72H239V74H235L234 75V77L236 78V76H240ZM251 73V72H250ZM249 73V74H250ZM261 73V72H260ZM138 74V73H137ZM187 74V73H186ZM189 74V73H188ZM187 74V75H188ZM200 76H199V75ZM229 73H227L226 74V76L228 77L229 75H228ZM234 74V73H233ZM249 74H248V76L247 77H249ZM252 74V73H251ZM255 74V73H254ZM104 75V74H103ZM102 75V77H104ZM110 75V74H109ZM129 75V74H128ZM184 75V76H183ZM232 75V74H231ZM260 75V74H259ZM263 75V74H262ZM113 77V76H112ZM160 77V76H159ZM232 77V76H231ZM85 78V79H84ZM110 78V77H109ZM123 78V77H122ZM129 78H131V77H129ZM133 78V77H132ZM229 78H230V76H229ZM228 78V79H229ZM105 79H107V78H105ZM133 79H135V78H133ZM255 79V78H254ZM264 79V78H263ZM101 78H100V81H99V83L101 82ZM110 81H111V79H109ZM113 80V79H112ZM126 80V79H125ZM171 80V79H170ZM233 80V79H232ZM238 80V79H237ZM252 80V79H251ZM49 81H52V82H49ZM103 81H105L104 80V78H103V80H102V82ZM234 81L236 82V80L234 79ZM233 81V82H234ZM249 81V80H248ZM259 81V80H258ZM261 81V80H260ZM107 82H108V80H107ZM112 82V81H111ZM126 82H127V80H126ZM217 82V83H216ZM222 82V81H221ZM230 82H232L231 81V78H230ZM229 82V83H230ZM238 82V81H237ZM240 82V81H239ZM83 83H81V84H83ZM119 83V82H118ZM124 83H125V81H124ZM135 83V82H134ZM220 83V82H219ZM227 83L225 84V87H226V85H227ZM242 83V82H241ZM259 83V82H258ZM264 83V82H263ZM80 84V85H81ZM86 84V85H87ZM96 84V83H95ZM107 84H109V82L107 83ZM128 84H129V82L127 83V85L126 86H128ZM162 84V83H161ZM214 84V85H215ZM221 84V83H220ZM238 84V83H237ZM245 84V83H244ZM243 84V85H244ZM247 84V83H246ZM257 84V83H256ZM86 85H84V86H86ZM111 85V84H110ZM251 85V84H250ZM36 86H39V87H37L36 88ZM77 86V87H78ZM90 86H89V88H90ZM99 86V85H98ZM97 86V87H98ZM105 86V88L106 87H108V86H106V85H104ZM132 86V85H131ZM159 86V85H158ZM209 86V87H210ZM228 87H229V85H227ZM237 86V85H236ZM236 86H233V87H236ZM247 86H249V85H247ZM256 86V85H255ZM259 86V85H258ZM257 86V87H258ZM67 87H69V89L67 90L66 88ZM76 87V88H77ZM118 87V86H117ZM217 87H218V85H217ZM230 87H232V86H230ZM251 87V86H250ZM254 87V86H253ZM79 88V87H78ZM94 88V87H93ZM95 88H96V85H95ZM125 87H123V89H124ZM132 88L134 89V88H136V87H133L132 86ZM132 88H130V89H132ZM140 88V87H139ZM151 88V87H150ZM248 88V87H247ZM260 88H264V86H262V87H258V89H256V87H255V90H258L259 92H260ZM84 89V88H83ZM126 89V88H125ZM124 89V90H125ZM130 89H129V91H130ZM223 89V88H222ZM244 89V88H243ZM249 89V88H248ZM252 89V88H251ZM251 89H249V90H251ZM106 90V89H105ZM104 90V92H106ZM107 90H110V87L107 89ZM127 90H128V88H127ZM210 90H211V88H210ZM238 89H236V90H234V91H237ZM86 91L88 92V88L86 89ZM94 91V94H97V93H95V90H93ZM123 91V90H122ZM132 91H134V90H132ZM131 91V92H132ZM151 91V92H150ZM219 91H221V90H219ZM227 91V90H226ZM233 91V92H234ZM251 91H253V90H251ZM250 91V93L251 94H253L252 92ZM66 92H68V93H66ZM70 92V93H69ZM84 92V90H82V93ZM101 92H102V89H101ZM162 92H163V94L165 95L164 97L165 98H163L162 96ZM165 92V93H164ZM203 91H200V93H202ZM203 92V93H204ZM218 92V91H217ZM238 92V91H237ZM100 93V92H99ZM146 93V92H145ZM221 93H222V91H221ZM232 93V92H231ZM244 93V92H243ZM248 93V92H247ZM84 94H85V92H84ZM84 94L82 95L83 97H84ZM91 94V93H90ZM93 94V93H92ZM105 94V93H104ZM109 94V93H108ZM113 94V93H112ZM118 94V93H117ZM131 94V93H130ZM129 94V95H130ZM161 94V95H160ZM230 94V93H229ZM233 94V93H232ZM238 94V93H237ZM251 94H249L250 96H251ZM71 95V96H70ZM102 95V94H101ZM107 95V94H106ZM201 95V94H200ZM234 95H235V93H234ZM242 95V94H241ZM245 95V94H244ZM56 96V95H55ZM55 96H54V98H53V100H51V98H50V100L52 101L51 103H50V105L51 104H53L54 103V99H55ZM88 96V95H87ZM86 96V97H87ZM105 96V95H104ZM107 96H109V95H107ZM118 96V95H117ZM132 96V95H131ZM239 96V95H238ZM238 96H236L237 98H238ZM255 96H257V94L255 95ZM259 96H262L261 94L259 95ZM264 96V95H263ZM59 97V96H58ZM73 97V98H72ZM91 95H90V97H89V99L91 100ZM101 97V96H100ZM130 97V96H129ZM132 97H134V101H135V98L137 99V97H135V95L134 96H132ZM132 97H130V98H132ZM233 97V96H232ZM258 97V96H257ZM60 99H62L61 97H59ZM59 98H57L56 97V99H59ZM93 98V97H92ZM123 98V97H122ZM198 98H200V97H198ZM235 98V97H234ZM237 98H235V99H237ZM240 99L242 98L241 96L239 97ZM253 98H255L254 96H253ZM46 99V100H45ZM65 99H67L66 97H65ZM70 99V100H71ZM82 99V98H81ZM86 99V98H85ZM88 99V100H89ZM133 99V98H132ZM139 99V98H138ZM141 99V98H140ZM217 99V98H216ZM216 99H215V101H216ZM230 99H232L231 97H230ZM239 99V100H240ZM250 101H248L249 103H250V105H251V100L252 99H250V98H248ZM261 99H263L262 97L261 98H259V100H261ZM78 100H80V98L78 99ZM83 100H84V98H83ZM87 99L85 100V101H88ZM90 100L88 101L89 103H90ZM119 100H120V98H119ZM126 100V99H125ZM143 100V104H142V106H143V109H142V107H141V110H143V111H145L147 114L149 113V115H150V113L151 114H153L152 112L154 111H151L152 109H150L149 110V108H148V110H149V112L147 111V109H146V107H149L148 106V104L147 103H145V101H144V99H142ZM192 100V98L190 97V101ZM195 100V99H194ZM199 100V99H198ZM219 100V99H218ZM225 100H226V98H225ZM234 100V99H233ZM256 100H258V99H256ZM256 100H254V101H256ZM57 100H55V102H56ZM62 101V100H61ZM60 101V102H61ZM68 102H69V99L67 100ZM72 101V100H71ZM75 101V100H74ZM73 101V102H74ZM100 101V100H99ZM97 102V103H100V102ZM131 101V100H130ZM139 101V100H138ZM138 101H136V103H138ZM189 100H188V102H190ZM193 101V100H192ZM200 101V100H199ZM212 101H213V99H212ZM228 101H231V100H228ZM237 101V100H236ZM246 101V99H244V105L242 104V102H241V104L243 105V106H245L246 105V103H248V102H245ZM50 102V101H49ZM48 102V103H49ZM67 102V104H69L68 106H70L71 104V102L70 103H68ZM93 102V101H92ZM103 102V101H102ZM121 102V101H120ZM124 102V101H123ZM142 102V101H141ZM187 102V101H186ZM195 102V101H194ZM214 102V101H213ZM218 102V101H217ZM38 103H40V107L41 108H44V110L42 111V113H41V110H40V113L38 114V115H36V113L34 114V112H36L37 111V105H38V108H40L39 107V104ZM58 102H56L55 104H57ZM122 103V102H121ZM173 103V104H172ZM191 103L193 104V102H190V105L189 106H191ZM219 103V102H218ZM227 103V102H226ZM226 103H223V104H226ZM59 104V103H58ZM64 104H66V100H64V102H63V104L62 105H64ZM66 104V105H67ZM75 104V103H74ZM120 104V103H119ZM149 104H151V103H149ZM203 104V103H202ZM204 104H206V105H208V103L205 101V103ZM223 104L221 105V107L223 106ZM49 105V104H48ZM47 105V106H48ZM65 105V107H61L62 108V110L61 111H63V108L66 110V106ZM87 105V104H86ZM138 105V104H137ZM152 105V104H151ZM199 106L201 105V104H198ZM210 105H213V104H210ZM216 105V104H215ZM218 106L217 107H220L219 105L220 104H217ZM249 105V106H250ZM54 106V105H53ZM74 106H76V104L74 105ZM170 106H168V107H170ZM236 106V105H235ZM264 106V105H263ZM51 107H52V105H51ZM50 107V108H51ZM112 107V106H111ZM118 107V106H117ZM155 107V108H156ZM188 107V106H187ZM195 107H197V105L195 106ZM195 107L193 106V108L191 107V112H192V110L194 111V109H195ZM205 110L206 109H209V107H211V106H208V108H206L205 107V105H203L202 106ZM202 107L200 106L199 108V111L200 110H202ZM215 107V106H214ZM214 107H211L212 109H213V112L211 111L210 112V114L208 113V114H205V115H213V113H214V111H216L215 109H214ZM220 107V109L219 110H223V108H224V106L221 108ZM234 107V106H233ZM240 107V106H239ZM248 107V106H247ZM47 108V107H46ZM68 108V107H67ZM71 107H69L68 109H70ZM74 108H76V107H74ZM80 108V107H79ZM82 108V107H81ZM80 108V109H81ZM99 108V107H98ZM102 107H100V109H101ZM152 108V107H151ZM154 108V109H155ZM185 108V107H184ZM184 108L182 107V109L184 110ZM210 108V109H211ZM232 108V107H231ZM260 108V107H259ZM0 109H1V107H0ZM49 109V108H48ZM47 109V110H48ZM79 109V111H81ZM134 109H135V107H134ZM178 109V108H177ZM181 109V108H180ZM203 109V110H204ZM230 109V108H229ZM239 109V108H238ZM50 110V113H52L51 111V109H49ZM54 110H55V108H54ZM161 110H163V109H161ZM175 110V109H174ZM179 110V109H178ZM233 110V109H232ZM1 111V110H0ZM70 111V110H69ZM75 111V110H74ZM95 111V110H94ZM99 110H97V113H99L98 112ZM156 111V110H155ZM208 111V110H207ZM218 111V110H217ZM228 111V110H227ZM237 111V110H236ZM240 111V110H239ZM250 111V110H249ZM64 112V111H63ZM130 112V111H129ZM186 112V111H185ZM184 112V113H185ZM189 112V114H191V112L190 111H188ZM194 112H196V111H194ZM203 112V111H202ZM201 112V113H202ZM205 112V111H204ZM221 112V111H220ZM224 112H225V110H224ZM28 113L29 114H32L33 113V115H36L35 116V118H34V116L32 115V116H28ZM56 113H57V111L56 112H53V114H52V116L54 117L55 115H56ZM58 113H60V112H58ZM65 113V112H64ZM101 113V112H100ZM222 113H223V111H222ZM248 113V112H247ZM45 114V113H44ZM48 116H46V117H48V118H50L51 117V115L50 114H48V111H47V113H46ZM55 114V115H54ZM66 114V113H65ZM72 114V113H71ZM70 114V115H71ZM79 114V113H78ZM89 114V113H88ZM131 115H132V113H130ZM154 114H155V112H154ZM157 114V113H156ZM166 114V113H165ZM179 114H181V113H179ZM186 114H188V113H186ZM203 114V113H202ZM220 114V113H219ZM237 114H239V112L237 113V112H235V115H237ZM243 114H244V112H243ZM242 113H241V115H243ZM250 114H251V112H250ZM259 114V113H258ZM263 114H264V112H263ZM43 115V114H42ZM49 115H50V117H49ZM68 116H69V113L67 114ZM74 115H75V113H74ZM80 115H81V112H80ZM96 115V114H95ZM145 115V114H144ZM148 115V116H149ZM183 114H181V116H182ZM216 115V114H215ZM214 115V116H215ZM226 115V114H225ZM234 115V114H233ZM235 115L233 116V118L232 119H227L228 120V123H230L229 121H231V120H233L234 119V117H235ZM44 116V115H43ZM58 116V115H57ZM60 116H61V114H60ZM82 116V115H81ZM81 116H79V117H81ZM151 116V115H150ZM153 116V115H152ZM168 116V115H167ZM171 116V115H170ZM180 116V115H179ZM191 116H192V114H191ZM199 117H200V115H198ZM2 116H0V118H1ZM30 117V118H29ZM42 117V116H41ZM45 117V116H44ZM59 117V116H58ZM70 117V116H69ZM68 117V118H69ZM78 117V116H77ZM106 117H108V116H106ZM120 117V116H119ZM132 117H134V113H133V116ZM176 117L178 118V115H176ZM184 117V119H185V117H186V119L187 118H189V119H192V117L190 118V117H187V116H183ZM182 117V118H183ZM199 117L197 118V119H199ZM213 116H211V118H212ZM227 117V116H226ZM228 117H230V115L228 116ZM250 117V116H249ZM5 117H3L2 119H4ZM10 118V117H9ZM12 118V117H11ZM43 118V117H42ZM42 118L41 119H38V120H36L38 123H40V121L42 120ZM89 118V117H88ZM140 118V117H139ZM167 118V117H166ZM176 118V119H177ZM201 118V117H200ZM206 118V117H205ZM204 118V119H205ZM209 118V117H208ZM222 118H223V116H222ZM248 118V117H247ZM246 118V119H247ZM263 118V117H262ZM14 119V118H13ZM51 119V118H50ZM49 119V120H50ZM60 119H63V118H60ZM59 119V121H61ZM75 119V118H74ZM77 119V118H76ZM75 119V120H76ZM79 119V118H78ZM93 119V118H92ZM110 119V118H109ZM111 119H112V117H111ZM110 119V120H111ZM114 119H116V117L114 118ZM179 119H181V117L179 118ZM185 119V120H186ZM210 119V118H209ZM221 119V118H220ZM238 119V118H237ZM259 119V118H258ZM258 119H257V121H258ZM10 120V119H9ZM40 120V121H39ZM48 120V121H49ZM55 120V119H54ZM53 119H52V121H54ZM75 120H73L74 122H75ZM80 120V119H79ZM79 120H76V121H79ZM131 120V119H130ZM153 120V119H152ZM192 120H194V119H192ZM206 120H207V118H206ZM212 120V119H211ZM210 120V121H211ZM215 120V119H214ZM222 120V119H221ZM224 120V119H223ZM244 120V119H243ZM13 121V120H12ZM35 121V122H36ZM47 120H46V122H48ZM51 121V122H52ZM55 121H57V120H55ZM54 121V122H55ZM145 121V120H144ZM151 121V120H150ZM183 121V120H182ZM203 121V120H202ZM205 121V120H204ZM210 121H207V122H210ZM238 121H240V120H238ZM237 121V122H238ZM263 121V120H262ZM42 122V121H41ZM44 122V121H43ZM54 122H52V123H54ZM91 122V121H90ZM116 122V121H115ZM173 122V121H172ZM180 122H181V120H180ZM185 121H183L182 123H184ZM190 122V121H189ZM223 123H221L222 124V126H221V124H220V130L221 129H223L224 128V125L223 124H225L224 122L225 121H222ZM231 122H233V121H231ZM235 122V121H234ZM241 122V121H240ZM1 123H4V122H1ZM17 122H13L12 124H13V128H14V124H16ZM24 123H23V125H24ZM49 123V122H48ZM76 123V122H75ZM122 123V122H121ZM127 123V122H126ZM126 123H125V125H126ZM175 123L176 122H174V124H173V126H175ZM181 123V124H182ZM196 123V122H195ZM215 122H213L212 121V124H214ZM227 123V124H228ZM248 123V122H247ZM256 123V122H255ZM259 123V121L257 122V124ZM9 124V123H8ZM5 125L4 124V126H3V128L4 129H7V126L9 127V126H11V125ZM18 124V123H17ZM16 124V125H17ZM25 124V125H26ZM41 124V123H40ZM45 125H46V123H44ZM43 124V125H44ZM56 124V123H55ZM60 124H62V122L60 123ZM78 124V123H77ZM104 124V123H103ZM141 124V123H140ZM179 123H177L176 125H178ZM180 124V125H181ZM203 124V123H202ZM209 124H211V122L209 123ZM211 124V125H212ZM219 124H217L216 123V125H215V127H218L217 125H219ZM249 124H250V122H249ZM252 124H254V123H251L250 125H252ZM259 124H261V123H259ZM0 125H3V124H0ZM15 125V126H16ZM18 125H20V123L18 124ZM33 125V124H32ZM32 125L30 126L31 128H32ZM49 125H51V123L49 124ZM74 125V124H73ZM110 125V124H109ZM115 125V124H114ZM120 125V127H121V124H119ZM144 125V124H143ZM184 125V124H183ZM189 124H186V126H188ZM204 125V124H203ZM206 125V124H205ZM239 125V124H238ZM237 125V126H238ZM245 125V124H244ZM250 125H249V127H250ZM262 125H263V123H262ZM21 126V125H20ZM53 126V125H52ZM68 126V125H67ZM94 126V125H93ZM116 126V125H115ZM124 126V125H123ZM191 126V125H190ZM189 126V127H190ZM200 126V125H199ZM229 125H227V126H225V127H228ZM241 126V125H240ZM256 126V125H255ZM12 127V126H11ZM41 127H42V125H41ZM70 127V126H69ZM75 127V126H74ZM105 127V126H104ZM109 127V126H108ZM120 127L118 128V127H116V130H117V128H118V132H116V133H118L119 134V130H120ZM130 127V126H129ZM136 127V126H135ZM154 127V126H153ZM168 127H170V126H168ZM177 127V126H176ZM182 127V126H181ZM180 126H179V128H181ZM197 127V126H196ZM201 127H202V125H201ZM209 127H211V126H209ZM215 127H212V128H215ZM222 127V128H221ZM17 128V127H16ZM22 128H23V126H22ZM24 128L22 129V131L24 130ZM65 128V127H64ZM90 128V127H89ZM94 128H95V126H94ZM137 128V127H136ZM135 128V129H136ZM147 128V127H146ZM171 128V127H170ZM195 128V127H194ZM199 128V127H198ZM207 128V127H206ZM205 128V129H206ZM211 128V129H212ZM252 128H253V126H252ZM264 128V127H263ZM15 129V128H14ZM72 129V128H71ZM74 129V132L71 130V132H72V134H74L75 136H74V138H73V143H72V145H74L75 144V142H76V140H77V138H78V136H76V133H77V131H75V128H73ZM103 129V128H102ZM134 129V130H135ZM139 129V128H138ZM144 129V128H143ZM208 129V128H207ZM206 129V130H207ZM217 129H219V128H217ZM239 129V128H238ZM238 129L236 130V132L235 133H237V131H238ZM248 129V128H247ZM249 129H251V128H249ZM254 129H258V128H254ZM260 130H261V128H259ZM2 130V129H1ZM18 130V129H17ZM32 130V129H31ZM101 130V129H100ZM104 130V129H103ZM114 130V129H113ZM144 130H146V129H144ZM152 129H150V131H151ZM157 130V129H156ZM203 130V129H202ZM229 131H230V128L228 129ZM232 130L234 131L235 129L232 127ZM11 131H12V129H11ZM21 131V132H22ZM26 131V132H27ZM33 131V130H32ZM31 131V132H32ZM36 131H37V129H36ZM70 131V130H69ZM78 131H80V130H78ZM91 131V130H90ZM125 131L126 132H128V131H130V130H126L125 129ZM132 131V130H131ZM158 131V130H157ZM164 131H166V130H164ZM178 131V130H177ZM179 131H180V129H179ZM182 131V130H181ZM185 130H183L182 132H184ZM197 131H199V130H196V132ZM215 131V130H214ZM218 131V130H217ZM226 131V130H225ZM225 131H224V133H225ZM243 131H245V130H243ZM252 131V130H251ZM251 131H250V133H251ZM264 131V130H263ZM24 132V131H23ZM25 132V133H26ZM39 133H40V131H38ZM70 132V133H71ZM87 132H89V131H87ZM141 132V130L139 131V133ZM153 132V131H152ZM170 132V131H169ZM168 132V133H169ZM216 132V131H215ZM214 132V133H215ZM247 132V131H246ZM2 133H3V130H2ZM7 133V132H6ZM14 133L16 134V132H15V130H14ZM33 133V132H32ZM37 133V132H36ZM53 133V132H52ZM55 133V132H54ZM64 132H62V134H63ZM95 133V132H94ZM93 133V134H94ZM113 133V132H112ZM116 133H115V135H116ZM124 133V132H123ZM132 133H134V132H132ZM146 133H147V131H146ZM145 133V134H146ZM154 133V132H153ZM153 133H151L152 135H153ZM155 133H156V131H155ZM167 133V135H170V134H168ZM176 133V132H175ZM174 133V134H175ZM179 133V132H178ZM186 133V132H185ZM202 133V131L199 133V135ZM211 134H214L213 133V131L212 132H210ZM210 133H207V134H210ZM222 133V132H221ZM229 133H231L230 135H229ZM232 133H234V132H228L226 135H229V137H230V139L226 136V138H228L229 140H231L232 141V139H234V138H237V137H235L234 136V138H232V135H234V134H232ZM240 133V132H239ZM245 133V132H244ZM259 133V132H258ZM4 134V133H3ZM30 134V133H29ZM42 134V133H41ZM71 134V135H72ZM78 134V133H77ZM86 134V133H85ZM111 134V133H110ZM114 134V133H113ZM129 134V133H128ZM131 134V133H130ZM129 134V135H130ZM135 134V133H134ZM159 134V133H158ZM161 134V133H160ZM207 134H205V135H207ZM246 134V133H245ZM245 134H243L244 136H242L243 138H245ZM253 134H255V133H253ZM257 134V133H256ZM0 135H1V133H0ZM12 135V134H11ZM20 134H18V136H19ZM33 135V134H32ZM43 135V134H42ZM55 135V134H54ZM67 135H69V133L67 134ZM92 135V134H91ZM120 135V134H119ZM128 135V136H129ZM140 135V134H139ZM144 135V134H143ZM155 135V134H154ZM162 135V134H161ZM180 135H181V133H180ZM222 135V134H221ZM236 135V134H235ZM238 135V134H237ZM247 135V134H246ZM8 136V135H7ZM15 136V135H14ZM23 136L25 137V135L23 134ZM33 136H35V135H33ZM40 136V135H39ZM84 136V135H83ZM105 136V135H104ZM112 136V135H111ZM114 136V135H113ZM121 136H122V133H121ZM130 136H132V135H130ZM142 136V135H141ZM141 136H140V138H141ZM163 136H164V134H163ZM165 136H166V134H165ZM173 136V134L171 135V137ZM179 136V135H178ZM182 136V139L183 138H185L186 137V135H185V137H183V135H181ZM213 136H215V135H213ZM263 136V135H262ZM10 137V136H9ZM20 137V136H19ZM26 137H27V135H26ZM32 137V136H31ZM46 137H48V136H46ZM45 137V138H46ZM50 137V136H49ZM77 137V138H76ZM85 137V136H84ZM127 137V136H126ZM134 137V136H133ZM139 137V136H138ZM150 137V136H149ZM188 137V136H187ZM186 137V138H187ZM206 137V136H205ZM211 138H212V135L210 136ZM221 137V136H220ZM220 137L219 138H217V139H219L218 141H221V139H220ZM223 137V139H225L224 137V135L222 136ZM240 137V136H239ZM240 138V139H243V138ZM253 137V136H252ZM252 137H251V139H252ZM4 138V137H3ZM11 138V137H10ZM13 138V137H12ZM41 138V137H40ZM69 138V137H68ZM72 138V137H71ZM71 138H70V140H71ZM80 138V137H79ZM83 138V137H82ZM117 138V137H116ZM122 139H123V137H121ZM121 138H120V140H121ZM130 138V137H129ZM132 138V137H131ZM153 138H154V136H153ZM162 138H165V137H162ZM161 138V139H162ZM175 138V137H174ZM232 138V139H231ZM257 138V137H256ZM104 139V138H103ZM135 139V138H134ZM133 139V140H134ZM144 139V138H143ZM145 139H147V138H145ZM169 140H170V137L168 138ZM201 139H203V137H201ZM200 139V140H201ZM240 139H239V141H240ZM245 139H250V137H246ZM262 139V138H261ZM35 140V139H34ZM51 140V139H50ZM57 140V139H56ZM67 140V139H66ZM89 140V139H88ZM87 140V141H88ZM98 140V139H97ZM105 140V139H104ZM113 140V139H112ZM118 140L119 139H117V141L116 142H118ZM120 140H119V144L120 143H122V142H120ZM128 140V139H127ZM131 140V139H130ZM133 140H131V141H133ZM137 141H140V140H138V139H136ZM135 140V141H136ZM148 140V139H147ZM166 140V141H165ZM165 140H162V141H165V142H167V138L165 139ZM179 140V139H178ZM189 140H191V139H188V141ZM208 140V139H207ZM225 140H227V139H225ZM228 140V141H229ZM3 141H4V139H3ZM58 141V140H57ZM57 141L55 142L56 144H57ZM96 141V140H95ZM108 141V140H107ZM110 141V140H109ZM131 141H129V142H131ZM145 141V140H144ZM151 140H149V142H150ZM173 141V140H172ZM177 141V140H176ZM192 141V140H191ZM205 141V140H204ZM216 141V140H215ZM223 141V140H222ZM230 141V142H231ZM237 141V140H236ZM235 141V142H236ZM244 142L246 141V140H243ZM254 141H255V139L253 138L252 139V143H253V145H251V144H249V145H251V147H254ZM258 141V140H257ZM2 142V141H1ZM0 142V143H1ZM36 142V141H35ZM38 142H39V140H38ZM67 142H68V140H67ZM101 142V141H100ZM115 142V143H116ZM125 142H126V140H125ZM134 142V141H133ZM152 142V141H151ZM161 142V141H160ZM178 142V141H177ZM210 142V144H213L212 143V141L210 140L209 141ZM208 142V143H209ZM225 142V141H224ZM244 142H243V144H244ZM248 141H246V143H247ZM251 142H249V143H251ZM256 142V141H255ZM262 142V141H261ZM261 142H259V145H261V144H263L264 145V143H261ZM264 142V141H263ZM3 143V142H2ZM5 143V142H4ZM9 143V142H8ZM41 143V142H40ZM66 143V142H65ZM80 143V142H79ZM84 143H85V140H84ZM97 143V142H96ZM95 142H94V144H96ZM136 143V142H135ZM141 143L142 142H140V145H141ZM159 143V142H158ZM157 143V146H160L159 144ZM163 143V142H162ZM200 143H202V142H200ZM261 143V144H260ZM10 144V143H9ZM44 144V143H43ZM49 144H51L50 142H49ZM86 144H87V142H86ZM92 144H93V142H92ZM93 144V145H94ZM180 144V143H179ZM199 144V143H198ZM204 144H206V143H204ZM214 144H216V142H214ZM217 144H220V143H217ZM228 144V143H227ZM225 145L226 147H224L223 145H222V148H227V146L228 145ZM258 144V143H257ZM78 144H75L74 145V147H76ZM109 145V144H108ZM118 145V144H117ZM124 145H126V144H124ZM128 145V144H127ZM137 145H138V143H137ZM145 145V144H144ZM150 145V144H149ZM176 144L174 143V145L173 146H175ZM182 145H184V144H182ZM186 145V144H185ZM207 146H208V144H206ZM230 146H229V148H227V149H225L226 151H222L223 153H221V151H219L220 152V154H224V156H227L228 155V157L229 156H231V159H233V160H231V159H229V160H231V162H229V163H219L218 165H213V163L211 164V162H214V160L213 161H210V166L208 165V163H209V160H208V162H205V160H204V162L207 164V165H205V166H208L209 168H207V167H205L204 165H202L203 167L202 168H206L207 170H205V171H202V170H200V169H196V171L197 170H200V171H202V172H198V173H200V174H198L196 171H195V173H197V177L199 176L200 177V181H199V178L197 179V178H194L195 180H193V177H196V175H194L193 174V171L194 170H191V172H185L186 170H187V168L190 166V165H192V164H189V166H187V167H183V169L184 168H186V170L184 171L185 173H188V174H191L193 177L191 178V175H190V177H187V175H185V173H183L186 177H183V179H181V180H179V181H181L180 182V184L179 183H177L176 181V185L177 186H175L174 187V193L175 192H177V194H179V195H181V193H185L186 191H192L191 190V188L193 189L194 188V190H197V189H199L200 187H201V185L200 184H204L205 183V181H202V180H207L208 182H210V183H208V184H211V183H215L216 185L218 184V181H223V180H228L229 179V177H232V178H239V177H244V178H247V181L249 180L250 182H248L247 184H249V183H251V185H255V182H256V184L258 183V182H261L262 181V184L261 183H259V184H257L258 186H261V185H264L263 183H264V157H250L249 159H247V160H245V158L243 157V156H240V154H242L243 152H244V154H245V151L247 152V151H250V150H252L251 149V147L250 148H246L245 147V145H242V143L240 142V143H238V141H237V143H234V141H233V143L231 144H229ZM247 145V144H246ZM7 146V145H6ZM11 146V145H10ZM35 145L33 144V147H34ZM53 146V145H52ZM64 146H66V145H64ZM85 146V145H84ZM92 146V145H91ZM142 146V145H141ZM153 146V145H152ZM151 146V147H152ZM156 146V145H155ZM156 146V147H157ZM173 146H171V147H173ZM194 146L196 147V148H193V149H198L199 147H203V146H199L198 148H197V146L194 144ZM205 146V145H204ZM213 146V145H212ZM256 146V145H255ZM258 146V145H257ZM33 147H32V149H33ZM94 147H95V145H94ZM106 147V146H105ZM104 147V148H105ZM121 147H122V145H121ZM121 147H118V148H121ZM133 147H135V145H133ZM137 147V146H136ZM135 147V148H136ZM148 147V146H147ZM171 147L169 148L168 147V149H170V153H172V155H174V154H176V153H173V152H171V151H173L174 149H172L171 150ZM179 147V146H178ZM177 146H175V148H178ZM183 147V146H182ZM193 147V146H192ZM4 148H5V146H4ZM7 148V147H6ZM11 148V147H10ZM37 148V147H36ZM40 148H41V146H40ZM48 148H50V147H48ZM54 148V147H53ZM91 148V147H90ZM123 148V147H122ZM129 148V147H128ZM127 148V149H128ZM135 148L133 149V150H135ZM145 148V147H144ZM144 148H142V150H144ZM149 148V147H148ZM152 148H154V146L152 147ZM174 148V147H173ZM184 148V147H183ZM207 149H208V147H206ZM256 148V147H255ZM75 149V148H74ZM77 149V148H76ZM114 149V148H113ZM130 149H131V147H130ZM138 149V148H137ZM151 149V148H150ZM164 149V148H163ZM167 149V148H166ZM167 149V150H168ZM180 149V148H179ZM186 149V148H185ZM191 149V148H190ZM215 149V148H214ZM217 149V148H216ZM7 150V149H6ZM51 150V149H50ZM49 150V151H50ZM67 150V149H66ZM90 150H93V148L92 149H89V152H90ZM106 150V149H105ZM112 150V149H111ZM124 150V149H123ZM139 150V149H138ZM156 150V149H155ZM159 150V149H158ZM178 150V149H177ZM183 150V149H182ZM181 150V151H182ZM205 150V149H204ZM204 150L202 149V151L201 152H203L204 153V155L205 154H207V152L205 153L204 152ZM221 150V149H220ZM258 150V149H257ZM256 150V152H258V151H261V150H258L257 151ZM4 151V150H3ZM33 151V150H32ZM31 151V152H32ZM35 151H37V150H35ZM42 151V150H41ZM68 151V150H67ZM66 151V152H67ZM97 151V150H96ZM129 151V150H128ZM181 151H179V152H181ZM185 152L187 151V149L186 150H184ZM213 151H215V150H213ZM213 151H211V152H213ZM217 151V150H216ZM215 151V153H218L219 154V152L217 151L216 152ZM252 151H254V150H252ZM251 151V152H252ZM9 152V151H8ZM26 152H27V150H26ZM46 152V151H45ZM66 152L64 153V152H61L62 154L64 153V155L66 154ZM69 152V151H68ZM77 152V151H76ZM98 152V151H97ZM112 152V151H111ZM135 152H137V150L135 151ZM143 152V151H142ZM149 152H150V150H149ZM161 152H163V151H161ZM165 153L167 152L166 150L164 151ZM163 152V153H164ZM175 152V151H174ZM176 152H178V151H176ZM184 152V153H185ZM189 152H191V150L189 151ZM196 152L198 153V154H200L199 153V149H198V151L196 150ZM209 152V151H208ZM211 152H209V153H211ZM4 153V152H3ZM7 153V152H6ZM13 153V152H12ZM14 153H16V152H14ZM69 153H73V152H69ZM88 153V152H87ZM103 153V152H102ZM107 153V152H106ZM112 153H114L115 154V152H112ZM131 153H133V151L131 152ZM152 152H150V154H151ZM154 153H156V152H154ZM153 153V154H154ZM169 153V154H170ZM182 153V152H181ZM183 153V154H184ZM227 155H226V154ZM249 153V152H248ZM248 153H246L247 155H248V157H249V154ZM253 153H255V152H253ZM260 153V152H259ZM262 153H264L263 151H262ZM1 154V153H0ZM28 154V153H27ZM32 154V153H31ZM49 154H50V152H49ZM52 154V153H51ZM61 154V155H62ZM68 154V153H67ZM66 154V155H67ZM108 154V153H107ZM110 154V153H109ZM116 154H120V152L118 153V152H116ZM116 154H115V156H113V158L115 157L116 158ZM121 154H122V152H121ZM124 154V153H123ZM129 154H130V151H129ZM147 153L145 152V155H146ZM153 154H151L150 155V157L151 156H153ZM159 154V153H158ZM157 154V155H158ZM169 154H168V156H169ZM192 155H193V153H191ZM191 154L189 153V155L190 156H188L189 158H191V157H194V156H196V154H194L193 156H191ZM220 154H219V156H220ZM243 154V155H244ZM252 154V153H251ZM250 154V155H251ZM258 154V153H257ZM256 154V155H257ZM29 155H30V153H29ZM55 155V154H54ZM53 155V156H54ZM69 155V157L71 156L70 154H68ZM72 155H74V154H72ZM76 155V154H75ZM87 155V154H86ZM131 155V154H130ZM130 155L128 156V157H130ZM139 155V154H138ZM142 156H143V154H141ZM171 155V154H170ZM201 155H203L202 153L199 155V157L201 156ZM217 155V154H216ZM216 155H214V156H216ZM246 155V156H247ZM57 156V155H56ZM93 156V155H92ZM109 156V155H108ZM135 158H136V156L135 155H133ZM175 156V155H174ZM177 156V155H176ZM175 156V158L177 159V160H182L181 158L179 159V158H177ZM183 156H185L186 158H187V156L186 155H183ZM198 156V155H197ZM196 156V157H197ZM207 156H208V154H207ZM211 155H209V157H210ZM223 156V155H222ZM245 156V157H246ZM252 156V155H251ZM257 156H260L259 154L257 155ZM4 157V156H3ZM6 157H7V155H6ZM18 157V156H17ZM50 157H52V156H50ZM66 157V156H65ZM79 157V156H78ZM78 157H76V158H78ZM120 157V156H119ZM118 157V158H119ZM123 157H127V156H123ZM127 157V158H128ZM147 157H148V155H147ZM158 157L159 156H157V158L156 159H158ZM163 157H165V154H163V156L161 157H159L160 159L162 158L163 160H164V158ZM196 157H194V159L192 158V160L190 159V161L189 162H194L195 161V159H196ZM198 157V158H199ZM217 157V156H216ZM215 157V161L217 162V158ZM243 157V158H242ZM5 158V157H4ZM10 158V157H9ZM12 158V157H11ZM49 158V157H48ZM73 158V157H72ZM90 158V157H89ZM109 158H110V156H109ZM134 158V159H135ZM140 158V157H139ZM146 158V156H144V161H147L148 159H145ZM170 159H172V157H169ZM168 158V159H169ZM175 158H174V163L176 162L175 161ZM183 158V157H182ZM203 158H204V156L202 157V160H201V158L199 159V160H201V161H203ZM214 157H212V159H213ZM247 158V157H246ZM13 159H15V158H13ZM44 159V158H43ZM54 159H56V158H54ZM58 159V158H57ZM75 159V158H74ZM80 159V158H79ZM92 159V158H91ZM121 159V158H120ZM119 159V160H120ZM152 159H154V158H152ZM159 159V160H160ZM165 159H166V157H165ZM183 159H185V158H183ZM206 159H209V158H206ZM210 159H211V157H210ZM244 159V160H243ZM0 160H1V158H0ZM10 160V159H9ZM42 160V159H41ZM53 160V159H52ZM62 160V159H61ZM65 161H68V160H66V159H64ZM101 160V159H100ZM103 160V159H102ZM105 160V159H104ZM103 160V161H104ZM116 160V159H115ZM114 160V162L116 163L117 161H115ZM124 160V159H123ZM150 160V159H149ZM197 160V159H196ZM4 161H6V160H4ZM8 161V160H7ZM18 162H19V159L17 160ZM22 161V160H21ZM50 161H51V159H50ZM58 161V160H57ZM74 161H76V160H74ZM110 161H112L113 162V160H109V162ZM130 161V160H129ZM133 160H131V162H132ZM134 161H136V160H134ZM133 161V162H134ZM141 161H143V160H141ZM140 160L139 161H137L138 162V164L141 162ZM143 161V162H144ZM185 161V160H184ZM183 161V162H184ZM198 161V160H197ZM219 161L221 162V160L219 159ZM224 161V160H223ZM1 162V161H0ZM9 162V161H8ZM7 162V163H8ZM31 162V161H30ZM48 162V161H47ZM108 162V161H107ZM119 162V161H118ZM117 162V163H118ZM164 162V161H163ZM167 164H171V163H168V162H170V161H165ZM196 162V161H195ZM6 163V164H7ZM28 163V162H27ZM52 163V162H51ZM54 163H55V161H54ZM63 163V162H62ZM69 163H71V161L69 162ZM77 163V162H76ZM75 163V164H76ZM98 163H100V162H98ZM123 163V162H122ZM126 163V162H125ZM124 163V164H125ZM128 164L130 163V162H127ZM135 163V162H134ZM133 163V164H134ZM153 163V162H152ZM151 163V164H152ZM158 163H159V161H158ZM161 163V162H160ZM177 163H178V161H177ZM215 163V162H214ZM48 164V163H47ZM93 164V163H92ZM97 164V163H96ZM113 164V163H112ZM182 164H184V163H181V165ZM187 165H188V162L186 163ZM203 164V163H202ZM16 165V164H15ZM19 165V164H18ZM71 165V164H70ZM74 165V164H73ZM76 165H78V164H76ZM76 165H75V167H76ZM98 165V164H97ZM97 165H95V166H97ZM101 165V164H100ZM104 165H105V163H104ZM107 165V164H106ZM122 165V164H121ZM159 165H161V164H159ZM165 165V164H164ZM172 166H174L173 164H171ZM180 165V164H179ZM179 165H175L176 167L177 166H179ZM197 165V166H196ZM195 166L196 167H198V165H199V167H200V164H196ZM8 166V165H7ZM117 167H118V165H116ZM152 166V165H151ZM155 166V165H154ZM153 166V167H154ZM158 166V165H157ZM162 167L161 168H157V170H159V171H162L163 172V170H165V168H164V166L163 165H161ZM171 166V167H172ZM12 167V166H11ZM21 167V166H20ZM30 167H33V166H30ZM48 167H50V166H48ZM70 167V166H69ZM74 167V168H75ZM80 167V166H79ZM79 167H78V169H79ZM102 167H104V166H102ZM107 167V166H106ZM105 167V168H106ZM116 167V168H117ZM159 167V166H158ZM166 167V166H165ZM192 167V166H191ZM2 169H1V172H0V174L2 175V170L4 169V167H1ZM46 168V167H45ZM73 168V167H72ZM77 168V167H76ZM75 168V169H76ZM110 168H114V167H110ZM108 169L107 168V170L110 172L111 171V169ZM120 168V167H119ZM127 167L125 166V170H127L126 169ZM179 168V167H178ZM190 168V167H189ZM188 168V169H189ZM195 168V167H194ZM10 169V168H9ZM53 169V168H52ZM61 169V168H60ZM67 169H69V168H66V170ZM101 169H103V168H101ZM118 169V168H117ZM129 169V168H128ZM180 169V168H179ZM182 169V167H181V170H183ZM191 169V168H190ZM18 170V169H17ZM23 170V169H22ZM55 170V169H54ZM58 170H59V168L57 169V172H58ZM70 170H71V168H70ZM100 170V169H99ZM99 170H98V172H99ZM138 170V169H137ZM144 170V169H143ZM152 170H153V168H152ZM151 170V171H152ZM154 170H155V167H154ZM181 170L179 171V173L181 172ZM10 171V170H9ZM27 171V170H26ZM39 171V170H38ZM49 171V170H48ZM47 171V172H48ZM80 171V170H79ZM78 171V172H79ZM90 171V170H89ZM103 171V170H102ZM102 171H100V173H102ZM107 171V172H108ZM113 171H115L114 169H113ZM116 171H118V170H116ZM130 171V170H129ZM140 171L142 172V170L140 169ZM139 171V172H140ZM149 171V170H148ZM168 171H170L169 169L167 170V172ZM24 172V171H23ZM31 172V171H30ZM35 173H36V171H34ZM34 172H32V173H34ZM45 172V171H44ZM46 172V173H47ZM56 171H55V173H57ZM60 172V171H59ZM69 172V171H68ZM76 171H72L71 173H73L74 175L73 176H75V174H77V173H75ZM83 172V171H82ZM81 172V173H82ZM123 172V171H122ZM128 172V171H127ZM131 172V171H130ZM133 172V171H132ZM147 172V171H146ZM145 172V173H146ZM203 172H205V174L203 173ZM4 173H6V172H4ZM19 173V172H18ZM22 173V172H21ZM51 173L53 174V171L51 170ZM64 173V172H63ZM84 173H86V172H83V174ZM99 173V174H100ZM105 173H106V171H105ZM112 173V172H111ZM124 173V172H123ZM159 173H161V172H159ZM159 173H157L158 175H159ZM164 173H166V172H164ZM177 173V172H176ZM182 173L181 174H179V175H182ZM23 174V173H22ZM28 174H30V173H28ZM28 174H27V176H28ZM48 174V173H47ZM58 174V173H57ZM57 174H55V175H52V176H56ZM62 173L60 172L58 175H61ZM80 174V173H79ZM96 174V173H95ZM104 173H102V175H103ZM115 175H116V172L114 173ZM113 174V175H114ZM122 174V173H121ZM127 173H125V175H126ZM143 174V173H142ZM154 174V173H153ZM6 175V174H5ZM37 175V174H36ZM50 174H48L47 176H49ZM58 175H57V178L58 179H56L58 182H59V179L61 178V180H62V177H58ZM63 175H65V173L63 174ZM67 175V177L69 178V177H71L72 175L71 174H66ZM66 175L65 176H63L64 178L66 177ZM78 175V174H77ZM81 175V174H80ZM85 175V174H84ZM117 175H120V174H117ZM128 175H131V174H129V172H128ZM128 175H126V176H128ZM139 175V174H138ZM154 175H156V174H154ZM166 174H164V176H165ZM167 175H168V173H167ZM7 176V175H6ZM18 176V175H17ZM99 176V175H98ZM107 176V175H106ZM121 177H122V179H123V177L124 176H122V175H120ZM150 176V175H149ZM157 176V175H156ZM163 178H164V176L163 175H161ZM175 176H176V174H175ZM2 177H4L3 175H2ZM38 177H40V176H38ZM42 177V176H41ZM76 177V176H75ZM80 177V176H79ZM86 177V176H85ZM83 178L84 180L86 179V178ZM92 177V176H91ZM95 177H97V176H95ZM101 177V176H100ZM116 177H118L119 178V176H116ZM115 176H114V179L116 178ZM152 177V176H151ZM157 177H160V176H157ZM161 177V178H162ZM177 177H180V176H177ZM177 177H175V179H177ZM19 178V177H18ZM26 178V177H25ZM35 178V177H34ZM49 178V177H48ZM102 178V177H101ZM128 178H129V176H128ZM140 178V177H139ZM142 178V177H141ZM161 178H159L158 180L160 181V179ZM165 178H167L168 179V177H166L165 176ZM172 177H170V179H171ZM1 179V178H0ZM6 179H9V178H6ZM21 179V178H20ZM43 179V178H42ZM50 180L52 179V177H50L49 178ZM53 179H55V178H53ZM75 179V178H74ZM89 179H91V178H89ZM94 179H96V178H94ZM109 179H111L112 181L114 180L113 179V176H112V178H109ZM117 179V178H116ZM121 179V180H122ZM131 179V178H130ZM136 179V178H135ZM167 179H164L165 181L167 180ZM231 179V178H230ZM5 180V179H4ZM10 180V179H9ZM9 180H8V182H9ZM26 180V179H25ZM29 180V179H28ZM48 180V179H47ZM49 180V181H50ZM56 180H55V182L54 183H56ZM60 180V181H61ZM65 180L67 181V178H65ZM69 180V179H68ZM70 180H72L71 178H70ZM93 180V179H92ZM98 180H99V178H98ZM101 180V179H100ZM108 180V179H107ZM106 180V181H107ZM124 180H126V179H124ZM157 180V181H158ZM169 180V179H168ZM232 180V179H231ZM231 180H229V181H231ZM21 181V180H20ZM33 181H35V180H33ZM39 181H41L40 179H39ZM45 181H46V179H45ZM44 180H43V183L45 182ZM52 181V180H51ZM63 181H64V179H63ZM80 180H77V181H74V180H72V185H76V187H77V189L78 188H80V187H78L79 185H77V182H79ZM103 181V180H102ZM112 181H110V183H108L109 185H111L110 186V188H107V183H105V184H107V185H105V184H102V186L104 185V187L105 188H102V189H110V191L112 190V188H113V186H115V184L113 185L111 182ZM127 181V180H126ZM126 181H123V182H125V184H126ZM131 181V180H130ZM174 181V180H173ZM172 181V183H175V182H173ZM178 181V182H179ZM197 181H198V183H200L201 181H202V183H200V184H198L197 183ZM232 181H234V180H232ZM244 181V180H243ZM8 182H7V184H8ZM38 182V181H37ZM42 182V181H41ZM70 182V181H69ZM68 182V183H69ZM84 182V181H83ZM82 182V183H83ZM99 182V181H98ZM104 182V181H103ZM122 182V181H121ZM122 182V184H121V188H124V187H122V186H125V189H126V186L127 185H129L128 183H127V185H124V183ZM137 182V181H136ZM153 182V181H152ZM152 182L150 183L149 182V186H151V184H152ZM156 181L154 180V182H153V184L155 183ZM161 182V181H160ZM171 182V181H170ZM196 182V183H195ZM252 182H254V184H252ZM3 183H5V182H3ZM13 183V182H12ZM22 183V182H21ZM30 184H31V182H29ZM40 183V182H39ZM47 183H48V181H47ZM63 183V182H62ZM81 183V184H82ZM92 183H94V181H91V186H92ZM101 183L102 182H100V185H101ZM115 183V182H114ZM130 183V182H129ZM141 183V182H140ZM194 183H195V185H194ZM225 183V182H224ZM223 182L221 183V184H224ZM234 183V182H233ZM17 184H19V183H17ZM24 184V183H23ZM28 184V183H27ZM26 184V185H27ZM29 184V186H31ZM41 184V183H40ZM45 184V183H44ZM58 184V183H57ZM80 184V185H81ZM95 184H96V182H95ZM226 184V183H225ZM245 184V183H244ZM1 185V184H0ZM4 185V184H3ZM9 185H11V184H9ZM25 185V186H26ZM62 185V184H61ZM67 184H65V187H64V184H63V187L64 188H66L67 186H69L70 185V183L66 186ZM130 185H133V186H135L134 184H131L130 183ZM155 185H157V184H155ZM170 185V184H169ZM194 185V186H193ZM197 185V186H196ZM200 185V186H199ZM206 185V184H205ZM213 185V184H212ZM216 185H214V186H209V188H213V189H209L210 191L212 190V192H213V190H214V187L216 188ZM229 185H232V184H230V182H229ZM228 185V186H229ZM6 186V185H5ZM12 186V185H11ZM29 186H28V188H29ZM43 186V185H42ZM58 186H60V185H58ZM98 186V185H97ZM102 186H100V187H102ZM120 186V185H119ZM152 186H154V185H152ZM152 186L151 187H149L148 188V190L150 189L151 191H152ZM158 187H160V186H162V185H157ZM164 186V185H163ZM162 186V187H163ZM193 186V187H192ZM195 186L197 187V188H195ZM222 186V185H221ZM246 186V185H245ZM256 186V185H255ZM255 186L253 187V188H255ZM52 187H53V185H52ZM95 187V186H94ZM94 187H93V189H94ZM99 187V186H98ZM100 187L98 188L99 190H100ZM144 187V186H143ZM155 187V186H154ZM153 187V188H154ZM165 187V186H164ZM170 187H171V185H170ZM170 187H169V189H170ZM206 187V186H205ZM219 187V186H218ZM248 187V186H247ZM247 187H245V189L247 188ZM31 188V187H30ZM40 188H41V186H40ZM58 188V187H57ZM71 188H73V186L71 187ZM128 188V187H127ZM132 188V187H131ZM139 188V187H138ZM146 188V187H145ZM144 188V189H145ZM156 188V187H155ZM154 188V189H155ZM161 188V187H160ZM167 188V187H166ZM221 188V187H220ZM220 188H218V189H220ZM234 188V187H233ZM241 188V187H240ZM239 188V190L241 191L242 189H240ZM250 189V190H255V189ZM257 189L258 188H260V187H256ZM11 189V188H10ZM54 187H53V191H54ZM59 189V188H58ZM61 189H63L62 188V186H61ZM69 189V188H68ZM92 189V188H91ZM90 189V190H91ZM97 189V190H98ZM106 189V190H107ZM114 189H116V188H114ZM119 189V188H118ZM118 189H116V190H118ZM153 189V190H154ZM157 189V188H156ZM155 189V190H156ZM163 189V188H162ZM244 189V190H245ZM256 189V190H257ZM26 190V189H25ZM60 190V189H59ZM71 190V189H70ZM96 190V191H97ZM105 190V191H106ZM127 190V189H126ZM126 190H124V192L126 191ZM131 190V189H130ZM136 190V189H135ZM140 190V189H139ZM145 190H147V188L145 189ZM149 190V191H150ZM158 190V189H157ZM156 190V191H157ZM165 189H163V191H164ZM172 190V189H171ZM247 190H248V188H247ZM2 191H4V190H2ZM17 191V190H16ZM50 191V190H49ZM49 191H47V192H49ZM52 191V195H56V190L54 191L55 192V194H54V192ZM69 191V190H68ZM92 191H94V190H92ZM101 191V190H100ZM109 191V192H110ZM134 190H132V192H133ZM163 191H158V192H160V194H162V196H165L164 194L165 193H163ZM185 191V192H184ZM202 191H204V190H202ZM237 191V190H236ZM1 192V191H0ZM70 192V191H69ZM95 192V191H94ZM101 192H104V191H101ZM107 193H108V191H106ZM106 192H105V194H106ZM121 192H123V191H121ZM128 192H129V189H128V191L126 192L127 193V195H130L129 197L131 198V200H130V203L132 202V204H133V202L135 203V201H133L134 199L137 201H141V198L143 199H145L146 200V198H147V200H148V198H150L151 200H152V198H154V194H151V193H149V194H147L146 192L147 191H143L144 193H142V195L139 193V192H142V191H138V193L142 196V197H140L139 195H137V197L135 196V198L133 197L134 196V194H137V193H134L133 195H132V197H131V194H132V192L130 193V194H128ZM137 192V191H136ZM155 192V191H154ZM164 192H167L168 193V191L167 190H165ZM223 192V191H222ZM246 192V191H245ZM250 192V191H249ZM248 192V193H249ZM254 192V191H253ZM8 193V192H7ZM18 193V192H17ZM24 193V192H23ZM62 193H64V190H63V192ZM89 193H91V192H89ZM191 194H193L192 192H190ZM189 193V194H190ZM195 193V192H194ZM199 193V192H198ZM214 193V192H213ZM238 192H236V194H237ZM5 194V193H4ZM33 194H37V193H33ZM32 194V195H33ZM44 194H45V192H44ZM48 193H46L45 195H47ZM58 194V193H57ZM114 194V193H113ZM125 194V193H124ZM151 194V195H150ZM156 194V193H155ZM170 194V193H169ZM171 194H173V191H172V193ZM190 194V195H191ZM204 194L205 195H207L205 192H204ZM203 194V195H204ZM217 194V193H216ZM219 194V193H218ZM221 194L222 193H220L219 195L221 196ZM229 194V193H228ZM241 194V193H240ZM247 194V193H246ZM261 194V193H260ZM50 195H51V191H50ZM50 195H48V196H50ZM58 195H60V194H58ZM98 195H99V198L101 197L100 195H101V193L99 194L98 193ZM98 195H96L95 197H97ZM111 195V194H110ZM120 195V194H119ZM144 195H145V197H144ZM146 195H147V197H146ZM152 197H150V196ZM153 195V196H152ZM159 195V194H158ZM157 195V196H158ZM193 195H196V194H193ZM201 195H202V193H201ZM0 196H1V193H0ZM5 196V195H4ZM8 196V195H7ZM47 196V197H48ZM72 196H74V195H72ZM79 196V195H78ZM88 196H90V195H88ZM107 196V195H106ZM118 196V194L116 195V197ZM121 197H118V198H114V197H111L110 198V196L107 198V200L108 199H110L111 201H113V198L114 199H117V200H119V202H117V200H115L117 203H115V202H113L112 203V205L114 204H117V209L119 208V205H120V203H122L123 201H120V200H122L123 199V195H120ZM138 196L140 197V199H138ZM149 196V197H148ZM161 195L159 196V199L162 197ZM186 196H188V194L187 195H185L184 197H186ZM197 196H198V194H197ZM250 196V195H249ZM11 197H12V195H11ZM22 197V196H21ZM25 197V196H24ZM26 197H28V196H26ZM25 197V198H26ZM52 196H50V198H51ZM55 197V196H54ZM126 198H129L128 196H125ZM170 196H166V198L165 199H168ZM177 197V196H176ZM183 196H181V198H182ZM205 197V196H204ZM208 197V196H207ZM228 197V196H227ZM5 198V197H4ZM7 198V200H8V197H6ZM36 198H37V196H36ZM53 198V197H52ZM55 198H57V197H55ZM60 198V197H59ZM72 198V197H71ZM77 198V197H76ZM80 198V197H79ZM178 198V200H180L181 198H180V196H178L177 197ZM180 198V199H179ZM215 198V197H214ZM248 198V197H247ZM2 199H3V197H2ZM11 199V198H10ZM13 199V198H12ZM39 199H40V197H39ZM75 199V198H74ZM89 198H87V200H88ZM95 199V198H94ZM97 199V198H96ZM95 199V200H96ZM125 199V198H124ZM144 199H143V202L145 203L146 201H144ZM187 199V198H186ZM206 199H209V197L208 198H206ZM228 199H229V197H228ZM6 200V201H7ZM31 200H32V198H31ZM57 199H54V201H56ZM86 200V201H87ZM100 201L101 200V202L103 201V200H105V197H104V199H97V201ZM107 200H105L106 202H107ZM126 200V199H125ZM150 200V201H151ZM171 200V199H170ZM181 200H183V198L181 199ZM184 200H185V198H184ZM190 200V199H189ZM194 200V199H193ZM231 200V199H230ZM29 201H30V199H29ZM47 201V200H46ZM45 201V202H46ZM58 201H59V199H58ZM58 201H56V202H58ZM90 201V200H89ZM91 201H92V198H91ZM98 201V202H99ZM149 201V200H148ZM147 201V202H148ZM158 201H160V205H162V206H164L163 204H161V200H158ZM166 201V200H165ZM188 201V200H187ZM206 201V200H205ZM3 202V201H2ZM5 202V201H4ZM3 202V203H4ZM8 202V201H7ZM32 202H33V200H32ZM31 202V203H32ZM48 202V201H47ZM46 202V203H47ZM51 202H53V201H51ZM76 202V201H75ZM96 202V201H95ZM101 202H99L100 203V205L102 206V204L103 203H101ZM126 202V201H125ZM125 202H123V203H125ZM139 203V204H141L140 206V209L142 208H144V209H148L147 208V206L144 204V203ZM147 202H146V204H147ZM157 202V201H156ZM162 202H164V201H162ZM185 202V201H184ZM183 202V203H184ZM225 202V201H224ZM234 202V201H233ZM28 203H30V202H28ZM28 203H26V204H28ZM30 203V204H31ZM61 203V202H60ZM59 203V204H60ZM87 203H89L88 201H87ZM92 203H94V200L92 201ZM127 203H128V201H127ZM137 203V202H136ZM136 203H135V205H136ZM152 203V202H151ZM155 203V202H154ZM153 203V204H154ZM204 203V202H203ZM219 203V202H218ZM2 204V203H1ZM7 204V203H6ZM5 204V205H6ZM11 204V203H10ZM13 204V203H12ZM49 204V203H48ZM51 204V203H50ZM108 204H110V203H108ZM129 204V203H128ZM138 204V203H137ZM139 204L137 205V208L139 209ZM143 204L145 205V206H143ZM148 204H150V203H148ZM147 204V205H148ZM4 205V204H3ZM32 205V204H31ZM36 205V204H35ZM52 205H57V204H55V203H52ZM62 205V204H61ZM111 205V204H110ZM124 205V204H123ZM131 205V204H130ZM151 205V204H150ZM157 205H158V203H157ZM220 205V204H219ZM100 206V207H101ZM105 206V205H104ZM133 206V205H132ZM143 206V207H142ZM153 206H155V205H153ZM169 206V205H168ZM167 206V207H168ZM222 206V205H221ZM6 207V206H5ZM7 207H9V206H7ZM13 207V206H12ZM48 207H49V205H48ZM59 207V206H58ZM69 207V206H68ZM86 207V206H85ZM84 207V208H85ZM107 208L106 209H109L108 208V206H106ZM172 207V206H171ZM170 207V208H171ZM244 207V206H243ZM248 207V206H247ZM61 208V207H60ZM60 208H59V211H61L60 210ZM70 208V210H67L68 208H66V207H64V208H62L63 210H64V218L65 217H67V218H69L70 216L69 215H67V216H65V214L67 213H70V215L71 214H73V212L75 213V216L77 215L76 213L77 212H75L73 209H71L72 207H69ZM83 208V209H84ZM115 208V207H114ZM149 208H151V209H153L152 208V206L151 207H149ZM157 208V207H156ZM228 208V207H227ZM246 208V207H245ZM5 209H7V208H5ZM8 209H10V208H8ZM44 209V208H43ZM42 208H41V210H43ZM46 209V208H45ZM65 209H66V211H65ZM90 208H88V210H89ZM98 209V210H97ZM97 209H95V211L97 210V211H99V208H97ZM103 209V208H102ZM105 209V208H104ZM110 209H111V207H110ZM116 209V211H118V210H120V211H122L121 213H123V216H124V213L125 212H127V214H125V215H129L128 217L127 216H125V218L127 217L128 218V225L129 226H131L132 227V225H134L135 226V224H133L134 222H136V220L138 221L137 222V225H138V223H140L141 222V224H142V222H143V224H144V222H147V220H146V218L147 219H149L148 220V223L150 222V219H152L151 217H153V215H152V211L151 210H148V212H150V213H148L146 210H144V211H140V210H137L136 209V207H134V210L132 211L131 210V213H128L130 210L129 209H133V208H129L128 206H127V210H123L124 209V206H123V209H122V206H121V208L120 209H118L117 210ZM136 209V210H135ZM157 209H159V208H157ZM173 209V208H172ZM176 209H178L177 207H176ZM217 209V208H216ZM223 209V208H222ZM248 209H249V207H248ZM251 209V208H250ZM263 209V208H262ZM18 211H19V209H17ZM73 210V211H72ZM115 210V209H114ZM171 210V209H170ZM175 210V209H174ZM229 210V209H228ZM44 211H46V210H44ZM58 211V212H59ZM67 211H69V212H67ZM72 213H71V212ZM87 211V210H86ZM91 211V210H90ZM94 211V210H93ZM94 211V212H95ZM105 211V210H104ZM109 210H107L106 211V213L108 212ZM111 211V210H110ZM112 211H113V207H112ZM124 211V212H123ZM146 211V212H145ZM173 211V210H172ZM182 211V210H181ZM187 211H188V209H187ZM14 212V211H13ZM28 212V211H27ZM43 212V211H42ZM62 212V211H61ZM66 212V213H65ZM92 212V211H91ZM101 212V211H100ZM99 212V213H100ZM114 212V211H113ZM144 212V213H143ZM155 212V211H154ZM174 212V211H173ZM185 212V211H184ZM217 212V211H216ZM219 212V211H218ZM7 213V212H6ZM11 213V212H10ZM15 213H17V212H15ZM33 214H34V212H32ZM36 213H38L37 211H36ZM46 213H47V211H46ZM85 213V212H84ZM97 213V212H96ZM104 212H102V215H100L99 214V216H96L97 218L99 217V218H101L104 214H103ZM117 213H120V212H117ZM121 213H120V215H118V216H120V217H122L121 219H124L125 220V224H126V219L125 218H123V216L121 215ZM146 213H147V215H146ZM163 213V212H162ZM212 213V212H211ZM230 213V212H229ZM3 214V213H2ZM14 214V213H13ZM33 214H31V215H33ZM62 215H63V212L61 213ZM61 214H59L58 216L60 217L61 216ZM82 214H83V212H82ZM111 215H112V213H110ZM110 214H107V216L108 215H110ZM134 214V215H133ZM144 214L146 215V216H144ZM164 214H166V212H164ZM187 214V213H186ZM217 214V213H216ZM4 215V214H3ZM2 215V216H3ZM30 215V216H31ZM38 215H39V213H38ZM74 215V214H73ZM85 215V214H84ZM93 215V214H92ZM98 215V214H97ZM115 215H116V213H115ZM114 214H113V216L114 217H116ZM141 215H143L144 217H145V220L143 221V220H141L140 221V219L142 218L143 219V216H141ZM150 215V216H149ZM155 215V217L153 218L154 220H155V218H157L156 217V214H154ZM158 215V214H157ZM188 215V214H187ZM223 215H225V214H223ZM227 215V214H226ZM1 216V217H2ZM9 216V215H8ZM45 215H43V217H44ZM86 216V215H85ZM105 216H106V214H105ZM104 216V217H105ZM113 216H110V217H112L113 219L112 220H114L115 222H114V224H112V225H115V223L117 222L115 219H114V217ZM117 216V217H118ZM134 216L135 217H138V218H134ZM140 216H141V218H140ZM164 216V215H163ZM167 216V215H166ZM3 217H5V215L3 216ZM72 217V216H71ZM74 217V216H73ZM82 217H84V216H82ZM81 217V218H82ZM96 217H94V218H96ZM109 217V216H108ZM149 217V218H148ZM160 217V214L158 215V218ZM165 217V216H164ZM168 217V216H167ZM31 218H32V216H31ZM38 218V217H37ZM40 218V217H39ZM42 218V217H41ZM41 218H40V220H41ZM66 218V219H67ZM92 219V216H90L88 219ZM93 218V219H94ZM106 218V217H105ZM104 218V219H105ZM140 218V219H139ZM161 218V217H160ZM185 218V217H184ZM191 218V217H190ZM204 218V217H203ZM33 219H35V218H33ZM57 219V218H56ZM60 219V218H59ZM83 220L81 221V222H79L78 223V225L76 224V226H78L77 228H80V229H82V227H83V229L84 228H86V226H90L88 223H90V222H87V225H85L86 224V221L84 222V225L85 226H80L79 224H82V222L85 220V219H87V218H82ZM93 219H92V221H93ZM104 219H103V217H102V219H100V223H101V221H102V224L104 223L103 221H104ZM107 219V218H106ZM105 219V220H106ZM118 219H120V218H118ZM120 219V220H121ZM152 219V220H153ZM211 219V218H210ZM218 219V218H217ZM263 219V222H264V217L262 218ZM27 220V219H26ZM28 220H30L29 218H28ZM38 220V219H37ZM43 220V219H42ZM58 220V219H57ZM61 220V219H60ZM64 220V219H63ZM108 220V219H107ZM119 220V221H120ZM133 220V221H132ZM157 220V219H156ZM22 221V220H21ZM30 221H32V220H30ZM35 221V220H34ZM51 221H53V220H51ZM50 221V222H51ZM89 221H91V220H89ZM96 221V222H95ZM95 221H93V223H91L92 224V227H93V225H97V223H98V219L97 220H95ZM159 221V220H158ZM194 221V220H193ZM213 221V220H212ZM225 221V220H224ZM251 221V220H250ZM20 222V221H19ZM27 222V221H26ZM25 221H24V223H26ZM71 222V221H70ZM131 222V223H130ZM152 222H154V221H152ZM152 222H150V223H152ZM155 222H157V221H155ZM1 223V222H0ZM23 223V222H22ZM21 223V224H22ZM23 223V224H24ZM40 223V222H39ZM55 223V222H54ZM54 223H52V224H54ZM63 223V222H62ZM109 223V222H108ZM112 223V222H111ZM117 223H119V222H117ZM165 223V222H164ZM201 223V222H200ZM250 223V222H249ZM249 223H248V226H249ZM9 224H10V221H9ZM14 224H15V222H14ZM31 224H33V223H31ZM42 224H43V222H42ZM120 224V223H119ZM117 225V226H119V227H121L120 229H117V227L116 228H113V229H115L114 231H116V229H117V233H119L120 231L122 232L123 230V228H122V226H124V225ZM121 224H123L122 222H121ZM131 224V225H130ZM168 224V223H167ZM197 224V223H196ZM229 224V223H228ZM232 224V223H231ZM3 225H4V223H3ZM3 225H2V227H3ZM5 225H6V223H5ZM4 225V226H5ZM16 225V224H15ZM18 225H20V223L18 224ZM18 225H16V226H18ZM25 226L27 225L28 226V222L26 223V224H24ZM29 225H30V223H29ZM62 225H64V224H62ZM109 225H111V224H109ZM127 225V224H126ZM126 225H125V227H126ZM140 225V224H139ZM138 225V226H139ZM157 225V224H156ZM164 225H166V224H164ZM211 225V224H210ZM247 225V224H246ZM250 225H252V224H250ZM14 226V225H13ZM16 226H14L15 227V229L17 228ZM22 226V225H21ZM24 226V227H25ZM31 226V225H30ZM72 226V225H71ZM76 226H72L73 228L74 227H76ZM80 226V227H79ZM99 226H100V224L98 225V228H99ZM103 226V225H102ZM107 226V225H106ZM116 226V225H115ZM133 226V228L135 229V227H137V226H135L134 227ZM160 226V225H159ZM200 226V225H199ZM205 226V225H204ZM230 226V225H229ZM234 226V225H233ZM232 226V227H233ZM1 227V226H0ZM2 227H1V229H2ZM10 227V226H9ZM46 227V226H45ZM71 227V228H72ZM110 227L111 226H109V229H110ZM118 227V228H119ZM128 227V226H127ZM140 227V226H139ZM155 227H157V226H155ZM19 228V227H18ZM27 229H28V227H26ZM133 228H131V229H133ZM164 228V227H163ZM197 228V227H196ZM200 228V227H199ZM234 228V227H233ZM237 228V227H236ZM0 229V230H1ZM4 229H6V227H3V229L1 230V231H3V233H4ZM26 229V230H27ZM46 229V228H45ZM74 229H76V228H74ZM106 229V227L104 228V226H103V229H102V231H104ZM180 229V228H179ZM242 229V228H241ZM11 230V229H10ZM26 230H24V231H26ZM32 230V229H31ZM35 230H36V227H35ZM41 230V229H40ZM50 230V229H49ZM73 230V229H72ZM95 230V229H94ZM120 230V231H119ZM157 230V229H156ZM208 230V229H207ZM216 230V229H215ZM251 230H252V228H251ZM9 231V230H8ZM17 231V230H16ZM19 231V230H18ZM74 231V230H73ZM76 231V230H75ZM81 231V230H80ZM86 231H88V230H86ZM92 231V230H91ZM97 231V230H96ZM99 231V230H98ZM101 231V230H100ZM102 231H101V234H102ZM107 231V230H106ZM105 231V232H106ZM126 231H129V230H127L126 229ZM126 231H125V229H124V234H122V235H125L126 234ZM131 231V230H130ZM144 231V230H143ZM159 231V230H158ZM163 231V230H162ZM172 231V230H171ZM237 232H238V230H236ZM250 231V230H249ZM256 231H257V229H256ZM29 232H30V230H29ZM84 232V231H83ZM105 232L103 233L104 235H105ZM109 232V231H108ZM160 232V231H159ZM258 232V231H257ZM1 233V232H0ZM8 233V232H7ZM22 233V232H21ZM32 233V232H31ZM35 233H36V231H35ZM73 233V232H72ZM79 233V232H78ZM78 233L76 234L77 236H79L78 235ZM115 233V232H114ZM135 233V235L136 234H138V233H136V232H134ZM154 233V232H153ZM164 233V232H163ZM2 234V233H1ZM20 234V233H19ZM68 234V233H67ZM100 233L98 234V235H96L98 238L99 237H103L102 235H101ZM144 234V233H143ZM160 234V233H159ZM209 234V233H208ZM231 234V233H230ZM31 235H33V234H31ZM30 235V236H31ZM75 235V236H76ZM101 235V236H100ZM129 235V234H128ZM146 235V234H145ZM149 235V234H148ZM257 235H258V233H257ZM24 237H27L26 235H23ZM30 236H28V237H30ZM34 236H35V234H34ZM59 236H60V234H59ZM58 236V237H59ZM68 236H71V238L72 237H74L75 238V243H77L78 242V239L80 238H78L77 236L75 237V236H72L71 234H68ZM68 236L66 237L65 236V238L64 239H66L67 240V243H70V239H67L68 238ZM86 236V235H85ZM90 236H92V237H94V235H90ZM147 236V235H146ZM145 236V237H146ZM154 236H155V234H154ZM198 236V235H197ZM232 236V235H231ZM236 236V235H235ZM239 236V235H238ZM4 237V236H3ZM2 237V238H3ZM12 237V236H11ZM14 238H16V236H13ZM62 237V236H61ZM91 237V238H92ZM106 237V236H105ZM247 237V236H246ZM1 238V239H2ZM8 238H10V237H8ZM56 238V237H55ZM95 238V237H94ZM141 238V237H140ZM139 238V239H140ZM144 238V237H143ZM150 238V237H149ZM156 238H158V237H156ZM189 238H190V236H189ZM225 238V237H224ZM230 238V237H229ZM240 238V237H239ZM239 238H236V239H239ZM4 239V238H3ZM2 239V240H3ZM7 239V238H6ZM11 239V238H10ZM20 239V238H19ZM23 239V238H22ZM53 239V238H52ZM62 239V238H61ZM73 239V238H72ZM77 239V240H76ZM93 239V238H92ZM96 239V241H97V243H98V240L100 241V238L97 240V238H95ZM138 239V240H139ZM147 239V238H146ZM212 239V238H211ZM220 239V238H219ZM223 239V238H222ZM222 239H220V241L222 240ZM235 239V238H234ZM235 239V240H236ZM245 239V238H244ZM252 239V238H251ZM8 240V239H7ZM7 240H3L4 242H6ZM21 240V239H20ZM60 239H58L57 238V240L55 239V240H53L52 242H55V241H59ZM91 240V239H90ZM141 240H143L144 242H145V240L144 239H142L141 238ZM149 240V239H148ZM192 240H194V239H192ZM243 240V239H242ZM19 241V240H18ZM95 241V240H94ZM94 241H92L91 240V246H93V242ZM117 241V240H116ZM190 241V240H189ZM196 241H197V239H196ZM219 241V242H220ZM239 241H241V240H239ZM245 241V240H244ZM243 241V242H244ZM252 241V240H251ZM10 242V241H9ZM15 242H17V241H15ZM49 242H51V241H49ZM62 242V241H61ZM71 242H73V241H71ZM142 242V241H141ZM144 242H142V243H144ZM195 242V241H194ZM193 242V243H194ZM235 243L237 242V241H234ZM234 242H233V244H234ZM12 243V242H11ZM10 243V245H12ZM18 243V242H17ZM17 243L15 244V246L17 247ZM56 243H58L59 244V242H55V244ZM89 243V242H88ZM97 243H94V244H97ZM138 243V242H137ZM141 243V244H142ZM189 243V242H188ZM246 243V242H245ZM36 244V243H35ZM53 244V243H52ZM51 244V245H52ZM55 244H53V246L55 245ZM61 244H65V242L64 243H61ZM61 244H59V245H61ZM78 244V243H77ZM82 244V243H81ZM127 244V243H126ZM125 244V245H126ZM139 244V243H138ZM140 244V245H141ZM187 244V243H186ZM198 244V243H197ZM216 244V243H215ZM223 243H221V245H222ZM244 244V243H243ZM3 245V244H2ZM9 245V244H8ZM7 245V246H8ZM9 245V246H10ZM14 245V244H13ZM18 245H19V243H18ZM50 245V244H49ZM89 245V246H90ZM135 245V244H134ZM147 246V248H149V244H148V242L147 243H145L144 245H141V247L140 248H146V246ZM185 245V244H184ZM240 245V244H239ZM264 245V244H263ZM26 246V245H25ZM52 246V247H53ZM57 246V245H56ZM62 246V245H61ZM70 246V245H69ZM75 246V245H74ZM90 246V248H91V250H95V249H97L96 247H95V249H92V247ZM111 246V245H110ZM127 246H128V244H127ZM160 246V245H159ZM186 246V245H185ZM190 246V245H189ZM203 246V245H202ZM206 246H207V244H206ZM231 246L232 245H230V248H231ZM236 246H238V245H236ZM2 247V246H1ZM4 247V246H3ZM35 247V246H34ZM43 247V246H42ZM55 247V246H54ZM71 247V246H70ZM79 247V246H78ZM178 247V246H177ZM219 247V246H218ZM234 247V246H233ZM23 248V247H22ZM89 248V249H90ZM104 248H106V247H104ZM137 248V247H136ZM183 248V247H182ZM185 248V247H184ZM188 248V247H187ZM206 248V247H205ZM236 248V247H235ZM239 248H240V246H239ZM5 249H7V248H5ZM24 249V248H23ZM55 250H56V248H54ZM81 249H83V248H81ZM107 249V248H106ZM109 249V248H108ZM152 249H153V247H152ZM211 249V248H210ZM225 249V248H224ZM14 250V249H13ZM99 250V249H98ZM98 250L96 251L97 253H98ZM112 250V249H111ZM140 250H142V249H140ZM160 250V249H159ZM182 250V249H181ZM185 250H187V249H185ZM238 250V249H237ZM236 250V251H237ZM252 250V249H251ZM259 250V249H258ZM257 249H256V251L258 252H255V253H257L258 255H260L259 257H258V255H256V256H254V258H249L248 259V257L251 255V251H249V253L250 254H248V253H246V254H248V256L245 254L244 255V253H243V255H244V257H243V255L241 254V261L242 260H245V261H242V263H240L241 261L239 260V258H238V260L240 261H238L237 260V262L235 261V263H233V264H264V249H262L261 250V252H263V254H262V256H261V253H260V250L258 251ZM7 251V250H6ZM8 251H9V249H8ZM11 251V250H10ZM25 251V250H24ZM59 252H62L61 250H58ZM113 251V250H112ZM138 251H139V249H138ZM152 251V250H151ZM254 251H255V249H254ZM68 252H70V251H68ZM75 252H78L77 250H75ZM89 252V251H88ZM100 252V251H99ZM109 252H110V249H109ZM145 252V251H144ZM3 253V252H2ZM6 253V252H5ZM26 253V252H25ZM24 253V254H25ZM27 253H29L28 251H27ZM26 253V254H27ZM53 253H54V250H53ZM63 253V252H62ZM71 253H74V252H71ZM71 253H69V254H67L68 255V257L71 255ZM93 253V252H92ZM130 253V252H129ZM143 253V252H142ZM146 253V252H145ZM152 253V252H151ZM154 253V252H153ZM166 253V252H165ZM210 253V252H209ZM208 253V254H209ZM216 253V252H215ZM215 253H213V254H215ZM222 253V252H221ZM260 253V254H259ZM4 254V253H3ZM64 254V253H63ZM107 254V253H106ZM161 254V253H160ZM219 254H220V252H219ZM23 255V254H22ZM58 255V254H57ZM88 255L89 256H93V257H95V255L97 256V254L95 253V254H93V255H91V253L89 254H87V259H89V260H87L88 262L90 261V257H88ZM134 255V254H133ZM140 255V254H139ZM145 255V254H144ZM179 255H183V254H179ZM187 255V254H186ZM1 256V255H0ZM21 255H19V256H17L16 257V260H18L19 259V257H20ZM64 256V255H63ZM73 256V255H72ZM71 256V257H72ZM146 256V255H145ZM148 256V255H147ZM147 256H146V259H148L147 258ZM195 256V255H194ZM252 256V255H251ZM250 256V257H251ZM3 257V256H2ZM22 257V256H21ZM20 257V258H21ZM60 257V256H59ZM137 257H141V256H137ZM176 258H177V256H175ZM179 257V256H178ZM186 257V256H185ZM202 257V256H201ZM240 257V256H239ZM245 257H247L246 259H244ZM23 258H25V257H23ZM70 258V257H69ZM68 258V260H70L71 259V261H72V259L73 258H70L69 259ZM75 258V257H74ZM92 258V257H91ZM142 258V257H141ZM155 258V257H154ZM153 258V259H154ZM191 258H193V257H191ZM203 258V257H202ZM202 258H200V260L202 259ZM14 259L15 258H13V261H14ZM63 259H65L64 260V262H66L67 263V256H66V258H63ZM86 259V258H85ZM84 259V260H85ZM93 259L94 258H92L91 260L92 261H90L89 263H87V264H92V262H93ZM107 259V258H106ZM145 259V258H144ZM173 259V258H172ZM196 259V258H195ZM206 259H207V257H206ZM205 259V260H206ZM250 259H253L252 261H249ZM49 260V259H48ZM55 260V259H54ZM75 260V259H74ZM73 260V261H74ZM94 260H96V259H94ZM116 260H117V258H116ZM151 260V259H150ZM178 260V259H177ZM182 260H183V258H182ZM203 260H204V258H203ZM235 260V259H234ZM248 260V261H247ZM2 261V260H1ZM63 261V260H62ZM61 261V262H62ZM72 261V262H73ZM82 262H81V264H83V260H81ZM86 260H85V262H87ZM130 261V260H129ZM146 261H148V260H146ZM162 261V260H161ZM174 261V260H173ZM181 261V260H180ZM195 261H197V259L195 260ZM224 261V260H223ZM15 262V261H14ZM48 263L47 264H49L50 262L49 261H47ZM55 262V261H54ZM61 262H59V264L61 263ZM64 262L63 263H61V264H64ZM68 262H70V261H68ZM72 262H70V263H72ZM95 262V261H94ZM144 262V261H143ZM192 262V261H191ZM208 262V261H207ZM70 263H68V264H70ZM76 263V262H75ZM139 263V262H138ZM171 263V262H170ZM41 264V263H40ZM46 264V263H45ZM72 264H74V263H72ZM77 264V263H76ZM78 264H80V263H78ZM85 264V263H84ZM122 264V263H121ZM123 264H125V263H123ZM136 264V263H135ZM188 264V263H187ZM204 264V263H203ZM232 264V263H231Z\"/></svg>","mask_w":264,"mask_h":264}]
</instances>
